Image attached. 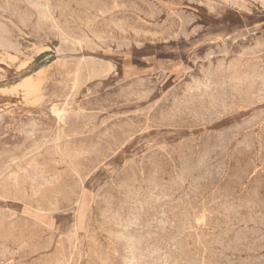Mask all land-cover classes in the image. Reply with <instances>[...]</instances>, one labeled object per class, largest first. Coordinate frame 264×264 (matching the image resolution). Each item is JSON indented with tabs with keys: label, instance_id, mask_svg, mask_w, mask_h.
Listing matches in <instances>:
<instances>
[{
	"label": "rangeland",
	"instance_id": "obj_1",
	"mask_svg": "<svg viewBox=\"0 0 264 264\" xmlns=\"http://www.w3.org/2000/svg\"><path fill=\"white\" fill-rule=\"evenodd\" d=\"M29 1L31 4L28 3ZM29 1L28 0H17V1L16 0H0V7H1L0 8V12H1V14H0L1 24L0 25L2 26V27L0 26V28H1L0 35H2L4 32V34H3L4 38H3V35L0 36V45H2V46L4 45L3 48L6 47L5 49H3L0 46L1 49H3V50L0 49V57H1L0 61L2 62V63L0 62V117H1V120H0V177H1L0 178V183H1V185H0V190H1L0 191V198H1V200H0V258H2V259H0V264H8V263L9 264H42V263L43 264H49V263H51V264H63V263L64 264H102V262H103V264H106V263L107 264H126V263L130 262V258H128V257H131L132 253L134 254L135 251H136V254H134V255L136 258H137V256L139 257V258H137L139 261L136 259V261H134V264L135 263L136 264H144V263L146 264L147 261L149 264L150 263L151 264H153V263L159 264L160 262L162 264H166V263L167 264H176V263L180 264V262H181V264H194V263L195 264H206V263L207 264H209V263L210 264H214V263L215 264H232V263L233 264L234 263L235 264L236 263L237 264H240V263L241 264H244V263L245 264H253V263L254 264H264V246H263L264 245L263 244L264 243V234H263L264 233V231H263L264 230V214H263L264 213V191H263L264 190V178H261V177H264V145H263L264 144V133L262 135V132H264L263 131L264 130V115H263L264 114V98H263L264 97V86H263L264 85V82H263L264 78H262V77H264V9H263L264 8V0L263 1L259 0V2H257L258 0H229V1L225 0L226 3L224 0H142V1L141 0H117V1L116 0H100V1L99 0H75V1L71 0L70 2H69V0H63V1L62 0H38L37 1L38 3H36V0H32V1L29 0ZM129 1H131V4H129L130 3ZM148 1L150 3L153 2V3H151L152 5L151 4L149 5ZM234 1L235 2L237 1V2L235 3ZM17 2H19V3L17 4ZM33 2H34L37 9L34 6H31L33 4ZM60 2H62V3H60ZM65 2H66V4H68V6L65 5ZM67 2H69V3H67ZM127 2H129V3H127ZM133 3H134V6H133ZM23 4H24V6H23ZM37 4L41 8H43L44 10L40 9V7H38ZM60 4L62 5V7L60 6ZM105 4L107 6H105ZM110 4H111V6H109ZM230 4L233 6H231ZM240 4H241V6H240ZM53 5H55V6H53ZM139 5H140V8H139ZM99 6H101V7H99ZM207 6H209V8ZM7 7L9 10L7 9ZM32 7L35 9H33ZM49 7H51V8H49ZM53 7L54 8L61 7V8L60 9L59 8L54 9ZM93 7H94V9H93ZM95 7H97V8H95ZM67 8H69V11L67 10ZM149 8H152V9H149ZM46 9H47V12H46ZM113 9H115V11ZM116 9H118V11H116ZM123 9H124V11H123ZM209 9H210V11H209ZM213 9H215V11ZM259 9H261V10H259ZM62 10H63V12H62ZM88 10H89V12H88ZM212 10H213V12H212ZM40 11H41V14H39ZM112 11H114V12H112ZM6 12H7V14H5ZM110 12H111V14L109 15L108 13H110ZM150 12H151V14H153L155 12L154 15L155 14H157V15L152 16L150 14ZM161 12H163V13H161ZM45 13H46V15H45ZM63 13L65 15L61 16V14H63ZM77 13H78V15H77ZM177 13L178 14L180 13L181 16L176 15ZM15 14H16V16H15ZM75 14H76V16H75ZM84 14H87V15H84ZM79 15H80V18H79ZM82 15H84L86 17H84ZM168 15H169V17L167 20ZM2 16L4 17L5 20L3 19ZM37 16L38 17L42 16V17H40V20H39V19H37L38 18ZM87 16L89 17V20H88ZM124 16L128 17V18H125ZM156 16H157V18H156ZM158 16H160V17H158ZM170 16H171V18H170ZM192 16L194 17V19ZM44 17H47V18L49 17L50 19L48 20L47 18H44ZM66 17L68 19H65ZM110 17H112V18H110ZM17 18H19V20L21 22L24 20V22L19 23L20 21L17 20ZM31 18H33V19H31ZM21 19H23V20H21ZM98 19H100V20L98 21ZM111 19H114V20L116 19V20L114 21ZM2 20H4V21H2ZM43 20H45L46 23L49 21V23L42 24V23H45ZM66 20L68 22H66ZM121 20H123V21L121 22ZM187 20H189V22H186ZM9 21H10V23L12 22L11 23L12 25L9 23ZM17 22L21 26L18 25ZM94 22H96V23H94ZM100 22H102V23L100 24ZM23 23H24L25 27H24ZM118 23L120 24V26ZM49 24H51V25H49ZM113 24H115V25H113ZM187 24H189V25H187ZM5 25L7 28L4 27ZM85 25H86V27H85ZM91 25H93V26L91 27ZM15 26L18 28H16ZM78 26L80 29L78 28ZM133 26H134V28L136 27V29L131 28ZM160 26L161 27L163 26V28H160ZM199 26H201V27H199ZM3 27L5 29H7L8 31L5 30ZM12 27H13V29L14 28L15 29L14 30L11 29ZM52 27H54V28L56 27V29L57 28L58 29L56 30L53 28V30H52ZM107 27L109 28L108 30H107ZM68 28H70L71 30ZM198 28H200V29H198ZM18 29H20V30H18ZM86 29H87V31H86ZM133 29L135 31H133ZM51 30H52V32H51ZM14 31L15 32L17 31V32L15 33ZM42 31H43V33H42ZM115 31H116V33H115ZM121 31L124 34L121 33ZM130 31L133 33H131ZM136 31L139 33H137ZM20 32L23 35H20ZM71 32L72 33L74 32V33L71 34ZM161 32H163V33H161ZM5 33H6V35H5ZM28 33H30V35L32 34L31 36L33 38L30 35H28ZM89 33H91L92 35ZM60 34H62V35H60ZM75 34H77V37ZM78 35H80V36H78ZM134 35H136V37ZM143 35H144V37H143ZM8 36L11 38H9ZM28 36H30V37H28ZM94 36H96V37L94 38ZM13 37H14V39H13ZM63 37H65L66 40ZM98 37L99 38L101 37V38L99 39ZM151 37H152V39H151ZM227 37L229 39H227ZM243 38H244V40H243ZM42 39H43V41H42ZM96 39H97V41L98 40L99 41L97 42ZM3 40H6V41H3ZM12 40H13V44H12ZM63 40H65V42ZM67 40H68V42H67ZM166 40H168V41L166 42ZM257 40H259V41H257ZM9 42H11V43H9ZM17 42H19V43L17 44ZM71 42L75 45H73ZM102 42H104V43H102ZM116 42H117V44H116ZM88 43L90 44V46H88ZM233 43H235V44H233ZM11 44L14 46H11ZM95 44L98 45V47ZM120 44H122V47ZM204 44H206V45H204ZM258 44H260V46ZM7 45L10 46L11 48L7 47ZM117 45H120V46L116 47ZM128 45L130 47H128ZM222 45H223V47H222ZM255 45L258 47L257 51L255 50V49H257V47ZM41 46H42V49H40ZM78 46H79V48H78ZM239 46H241V47H239ZM14 47H15L16 51L20 49L19 52L17 51L18 53H16V51L14 50ZM20 47H22V48H20ZM70 47H73V48H70ZM120 47H121V49H120ZM247 47L248 48L250 47V48L248 50H246ZM8 48H10V50ZM251 48H252V50H251ZM221 49H223V50H221ZM227 49H229V50H227ZM241 49H243V50H241ZM244 49H245V51H244ZM5 50H6V52H5ZM36 50H38L39 52ZM58 50H61V51L58 52ZM212 51H214V53ZM36 52H37V54H36ZM258 52L260 53V56H259ZM208 53H210V54H208ZM248 54H249V56L247 58L246 56ZM7 55L9 56V58L12 57V59L10 60ZM238 55L239 56L241 55L240 58L242 57L240 60H239ZM251 55H252V57H251ZM204 56L205 57L208 56V57L205 58ZM211 56H212V58L210 61L209 57H211ZM254 56L256 58H254ZM30 57L31 58L33 57L34 60L31 59ZM133 57H135V58H133ZM87 58H89V60H91L92 63L91 62L88 63L89 60ZM223 58H224V60H222ZM8 59H9V61H8ZM14 59H16L17 62H15ZM71 59L72 60L75 59V60L72 62ZM84 59L85 60L87 59L88 61L87 60L85 61ZM59 60H61V61H59ZM67 60L70 62L68 63ZM198 60H202V61H198ZM218 60H222V61L218 62ZM234 60H235V63H234ZM57 61H59V62H57ZM65 61L67 62V64L65 63ZM84 61L86 64L84 63ZM224 61H225V63H224ZM230 61H231V63L234 64L233 67L230 66V65H232L230 63ZM12 62H14V63H12ZM27 62H29V63H27ZM93 62H95V63H93ZM216 62H218V63H216ZM105 63L107 65L111 64L108 67H110L109 69H111V68L112 69L109 70L108 68H106L107 65H105ZM81 64H82V66H81ZM90 64H91V66H90ZM94 64L96 66H94ZM98 64H100V65H98ZM260 64H262V65H260ZM21 66L23 67V69H21ZM87 66H89V67H87ZM211 66H212V68H211ZM217 66H218V68H217ZM100 67L103 69H101ZM226 67H227V69H226ZM234 67H238V68L240 67V68L239 69L235 68L237 70L234 71V69H233ZM93 68H96L95 71ZM204 68H206V69H204ZM209 68H211L212 71ZM18 69L20 71H18ZM225 69H226V71H224ZM231 69H233V70H231ZM99 70H101L103 73H101V71H99ZM204 70H206V71H204ZM214 70L217 72V75H219V76H214V75H216V72ZM227 70L229 72H227ZM252 70L253 71L255 70L254 71L255 73ZM202 71H203V73L204 72L205 73L203 74ZM238 71H239V74L236 75V73H238ZM92 72H94V73H92ZM107 72L110 74H108ZM219 72L221 73V75L219 74ZM222 72L224 73V75ZM225 72H226V75H225ZM246 72H248V73H246ZM78 73H80V75ZM81 73H83V74L81 75ZM105 73L107 74V76ZM208 73H210V74L208 75ZM228 73L232 74V75L229 76ZM242 73L245 74L247 77L244 75L245 76V78H244ZM260 73H261V76H260ZM249 74H251V75H249ZM114 75H116V77ZM213 76L215 77V79ZM188 77H190V78H188ZM232 77H234V78H232ZM241 77H243V78L241 79ZM27 78H30V80L34 83V85L37 86V87L35 86L34 90L29 91L25 87L22 88L24 86L22 84H24V81ZM91 78L94 80H92ZM246 78H248V79L246 80ZM51 79H52V81H51ZM240 79L243 81H240ZM258 79L260 81H258ZM201 80H203V81H201ZM215 80L217 83L215 82ZM221 80H222V82H221ZM227 80H228V82H227ZM138 81H140V82H138ZM195 81H198L199 83L198 82H197L198 84L194 83ZM134 82H136V83H134ZM143 82H144V85H142ZM35 83H37V84H35ZM192 83L196 84V85H192ZM209 83H210V85H209ZM245 83H247V84H245ZM203 84H205V85H203ZM258 84L259 85L261 84V86H258ZM21 85H22V87H21ZM38 85H41V86H38ZM93 85H95V86H93ZM50 86H51V88H50ZM133 86H134V88H133ZM14 87H16V88H14ZM18 87H20V88H18ZM138 87H140V88H138ZM170 87H171V89H170ZM36 88H38L37 89L38 92H37ZM129 88L131 89V91ZM190 88H192L191 91L189 90ZM212 88H213V90H211ZM15 89H16V91H15ZM40 89H41V91H40ZM78 89H79V91H78ZM120 89L122 90V92ZM198 89H200V90H198ZM249 89H250V91H249ZM13 90H14V92H12ZM182 90H184V91H182ZM214 90H216V91L214 92ZM26 91H27V93H26ZM33 91H34V93H33ZM39 91L42 94H40ZM102 91H104L105 93ZM188 91H190V92L188 93ZM218 91H219V93H218ZM15 92H17V93H15ZM141 92H144V94H142ZM146 92H148V93H146ZM207 92L209 93L210 96L209 95L207 96V94H208ZM220 92L222 93V95ZM245 92H246V94H245ZM254 92L256 93V95ZM195 93H197L199 97L196 96L197 94H195ZM203 93H206V94H203ZM210 93H212V94H210ZM215 93H216V95H214ZM34 94H35V96L37 95L36 98H35ZM86 94H87V96H86ZM90 94H91V96H88ZM225 94H226V96H225ZM261 94H263V96ZM24 95H26V96H24ZM132 95H133V97H132ZM139 95H140V98L143 96L144 97L142 99H140L138 97ZM202 95H204V96H202ZM31 96H33V97H31ZM40 96H41V98H40ZM211 96L212 97L214 96V98H212ZM222 96H223V98H222ZM237 96H239L240 98H238ZM26 97H28V98H26ZM204 97H206V98H204ZM252 97L257 99L258 101ZM38 98H40L41 100H39ZM207 98L208 99L210 98L209 100L212 101L213 105ZM215 98H217V99H215ZM32 99L33 100L35 99V101H33ZM72 99H74V100H72ZM117 99H120V100H117ZM135 99H137V101H135ZM146 99H148V100L146 101ZM261 99H262V102L260 101ZM203 100H204V102H203ZM251 100H252V102H251ZM157 101H159V102H157ZM222 101H223V103H222ZM247 101L248 102L250 101V102L248 103ZM32 102H34V105ZM98 102H100V104ZM154 102H155V104H154ZM172 102H174V103H172ZM233 102H234V105H237V107L232 105ZM238 102H242V103H240V105H239ZM39 103H40V105H39ZM60 103H61V105H60ZM123 103L126 106L122 105ZM147 103H148V105H147ZM152 103L154 106L152 105ZM253 103L255 104V107H254ZM87 104L89 105V107ZM129 104H131V105L129 106ZM174 104H176V105H174ZM209 104L211 106H208ZM250 104H253V107H251L252 106L251 105L249 108L248 105H250ZM256 104H257V106H256ZM107 105H109V106H107ZM111 105L113 108L111 107ZM136 105H138V106H136ZM180 105H182V106H180ZM187 105L190 106L191 108L192 107L193 108L190 109V107H188ZM78 106H80V107H78ZM81 106H83V107H81ZM220 106L224 110V112H223V110H221ZM239 106H242V107H239ZM230 107H232V108H230ZM244 107H245V109H243ZM40 108H41V110H40ZM64 108L65 109L67 108V109L65 110ZM101 108H102V110H101ZM105 108L106 109L108 108L107 109L108 111ZM237 108H242V109H237ZM133 109L136 111H134ZM161 109H164V110H161ZM196 109H198L197 110L198 112H196ZM1 110H2V112H1ZM69 110H71V111H69ZM146 110H147V112H146ZM150 110H152V111L150 112ZM168 110H170V111H168ZM171 110H172V112H171ZM226 110H227V113H226ZM239 110H241V111H239ZM17 111H19V112H17ZM83 111H84V113H83ZM160 111H161V113H164V115L167 113L166 114L167 116L166 115L163 116V114H160ZM189 111H191V112L189 113ZM213 111L216 114H214ZM219 111L222 113H218ZM107 112H108V114H107ZM124 112H126V113H124ZM258 112H260L261 114ZM228 113H229V115H228ZM152 114L157 116V118H155V116ZM117 116H119V117H117ZM151 116L153 117V119ZM223 116H225V117H223ZM257 116H258V118H257ZM146 117H149V118H146ZM27 118H28V120H27ZM112 118H114L115 120L114 119L112 120ZM148 119H149V121H148ZM36 120H37V122H36ZM144 120H145V122H144ZM260 120H263V121H260ZM87 121H89V122H87ZM91 121H92V123H91ZM152 121H153V124H152ZM240 121L242 122V124ZM86 122L88 123V125L90 124L89 125V126H91L90 128ZM13 123H15V124H13ZM40 123H42V124H40ZM117 123H118V125H117ZM23 124H25V125H23ZM47 124H48V126H46ZM175 124H178V126H176ZM190 124L193 125L192 126V129L194 128L193 130L191 129ZM95 125L97 127H95ZM119 125H121L122 127ZM156 125H158V126H156ZM172 125H174V126H172ZM252 125L255 126V127H253L254 129L252 128ZM55 126H57V127L55 128ZM137 126L139 127V129H137L138 128ZM170 126H172V127H170ZM198 126H200V127H198ZM58 127H59V129H58ZM150 127H154L155 130L154 129L152 130V128H150ZM125 128H127V129H125ZM195 128H196V130H195ZM255 128H257V129H255ZM17 129H18V132H16ZM61 129H63V130H61ZM43 130H45V131H43ZM52 130H53V132H52ZM124 130H126V131H124ZM148 130H149V132H148ZM26 131L28 133H26ZM35 131H37V132H35ZM210 131H214V134H213V132H210ZM20 132H22V133H20ZM43 132H44V134H43ZM62 132H64V135ZM78 132H79V134H78ZM144 132H145V134H144ZM256 132H257V134H256ZM65 133H66V135H65ZM140 133H142V134H140ZM176 133H178V134H176ZM18 134H20V135H18ZM215 134L216 135L218 134V135L216 136ZM61 135H63V136H61ZM68 135L71 137H69ZM83 135H85V136H83ZM87 135H89V136H87ZM202 136L204 137V139L202 138ZM254 136H255V139H254ZM30 137L31 138L33 137L34 139L33 138L31 139ZM125 137H126V139H125ZM132 137H134V138H132ZM28 138L31 140L29 141ZM190 138H191V141H190ZM226 138H228V139H226ZM102 140L105 141V144H104V142L103 143L101 142ZM121 140H122V142H120ZM126 140H127V142H126ZM183 140L186 142H184ZM199 140H200V142H199ZM226 140H228V141H226ZM55 141H57V142H55ZM124 141H125V143H124ZM83 142H85L86 144ZM118 142H120V143H118ZM46 143H47V145H45ZM106 143H107V145H106ZM190 143H192V144H190ZM65 144H66V146H65ZM88 144H90V145H88ZM113 144H115V145H113ZM4 145L7 146V148H9V149L5 148ZM59 145H61V146H59ZM93 145H96V146H93ZM190 145H192V147ZM52 146H54L53 147L54 149L51 148ZM106 146L108 149L105 148ZM182 146L185 148V151H184V148ZM186 146H188V147H186ZM195 146H196V148H195ZM60 147H61V150H60ZM189 147H190V149H189ZM48 148H50V149H48ZM78 148H79V150H78ZM95 148H97V149L94 150ZM178 148H182V149H178ZM13 149H16V151ZM44 149L47 152H45ZM69 149H70V151H68ZM80 149L84 155L82 153H79ZM28 150H29V152H28ZM63 150H64V152H63ZM90 150H91V153H90ZM30 151L31 152L34 151V152L31 154ZM116 151H117V153H116ZM244 151H246V152H244ZM12 152H13V154H12ZM69 152H70V154H66ZM88 152H89V156L87 155ZM94 152H95V154H94ZM144 152L145 153L147 152V153L144 155ZM181 152H182V154H181ZM261 152H263V153H261ZM2 153L8 157L4 156ZM10 153L12 154L11 156H10ZM26 153H29V154L27 155ZM183 153H185V154H183ZM78 154L80 156L82 155L84 157L80 158V156H78ZM170 154H172V155L170 156ZM175 154H176V156H175ZM29 155H31V156H29ZM37 155L39 157L43 156V158L42 159L39 158V160H38ZM66 155H68V156H66ZM69 155H70V157H69ZM22 156H24V157H22ZM34 156H35V158H34ZM76 156H78V159L76 158L77 161L75 160ZM197 156H200V157L197 158ZM103 157L105 159H103ZM241 157H243V158H241ZM4 158H6V159H4ZM27 158H29V159H27ZM109 158H111V159H109ZM173 158H174V160H173ZM179 158H181V161ZM35 159L38 160V161L36 160L37 162H41V163H38V165H37V163H35ZM58 159H60L61 161ZM71 159H74L73 160L74 162ZM243 159H244V161H243ZM15 160H17L18 162ZM29 160H30V162L28 164L27 161H29ZM32 160L34 163L32 162ZM46 160H48V165H46L47 164ZM49 160H52V161H49ZM78 160L80 162H78ZM86 160H88V161H86ZM131 160H133V161H131ZM149 160H151V161L149 162ZM24 161L28 165L26 163L24 164ZM53 161H56V162H54L56 165L53 163ZM160 161L162 162V164ZM12 162L13 163L15 162V163L12 164ZM42 162H46V164L42 163ZM58 162L60 163L59 165L57 164ZM81 162H83V163H81ZM17 163H18L20 169H19ZM22 163H23V165H21ZM51 163H53V164H51ZM150 163H152L154 165V167ZM155 163L157 166L155 165ZM164 163H166V164H164ZM256 163H258V165ZM31 164H32V166H31ZM76 164L77 165L79 164V165L76 166ZM170 164H171V166H169ZM172 164L173 165L175 164V165L173 166ZM11 165H12V168H11ZM60 165H62V166L59 167ZM158 165H159V167H158ZM5 166H6V168L4 170L3 168ZM30 166H31V170H30ZM38 166H39V168H37ZM166 166L168 169L165 168ZM231 166H233V167H231ZM17 167L19 170L17 169ZM129 167L131 168V170ZM132 167H134V169ZM28 168H29V170H28ZM41 168H42V170H41ZM50 168H52V169H50ZM154 168L156 171L157 170L158 171L155 172ZM179 168H180V170H179ZM11 169H13V170H11ZM48 169L51 172H49ZM16 170L18 172L21 170V172L18 173ZM22 170H23V172H22ZM33 170H35V171H33ZM45 170L47 172H45ZM62 170H63V172H62ZM148 170H150V171H148ZM160 170H163V171H160ZM2 171L4 173L5 172L6 173L4 174ZM85 171H87V172H85ZM152 171H154L155 173ZM172 171H174V172H172ZM178 171H180L181 173H179ZM165 172H167V174ZM9 173L11 175L14 173L13 174L14 177H15V175H17L14 178L15 181ZM27 173H29L30 175ZM49 173H51V174H49ZM150 173H152V174H150ZM156 173H158V174H156ZM260 173H262V174H260ZM7 174H9V175H7ZM33 174H36V176H34ZM163 174H164V176H163ZM6 175L8 176V181H10V182L6 181V179H7ZM25 175H27V176H25ZM55 175L58 177L57 179H54L56 177ZM131 175L134 178H132ZM151 175H153V176H151ZM260 175H261V177H260ZM9 176L11 178H9ZM48 176H51V177L49 178ZM237 176H238V178H237ZM241 176H243V177H241ZM258 176H259V178H258ZM25 177H28V178H25ZM42 177H44V178L42 179ZM60 177H62V180L60 179ZM130 177H131V180H130ZM191 177H192V180H191ZM65 178L67 180H65ZM142 178L144 181L142 180ZM161 178H163V179H161ZM182 178H183V180H182ZM242 178L243 179L245 178V179L243 180ZM9 179H11V180H9ZM21 179H23L24 182ZM50 179H52V180H50ZM68 179H69V181H68ZM149 179H150V181H149ZM216 179H218V180H216ZM260 179H261V181H259ZM19 180L21 182L18 185ZM30 180L31 181L33 180V181L30 182ZM43 180L46 182H43ZM54 180H56L57 182H55ZM120 180H122L123 182ZM170 180H172V181H170ZM238 180H240V181H238ZM51 181H54V183ZM77 181H78V183H77ZM134 181H136V183ZM168 181H170V185H169ZM228 181H229V183H228ZM243 181H244V183H243ZM2 182L5 183V185H2L3 184ZM15 182H16V184H15L16 186L13 185ZM48 182H50V183H48ZM143 182L145 183V185ZM37 183H38V185H37ZM46 183H48L50 185H48ZM61 183H63V184H61ZM174 183H176V184H174ZM21 184H22V186H21ZM39 184H40V186H39ZM160 184H162L163 186H161ZM41 185H44L43 188L45 187L44 189H46V190H44V192H45L44 194H43V188H41L42 187ZM58 185H61V186H59L61 189L56 187ZM63 185H65V186H63ZM158 185H159V187H157ZM4 186H5L4 189H6L9 193L5 192L6 190L4 191V189H3ZM9 186H11V187L9 188ZM36 186H38V188H36ZM213 186H214V188H213ZM242 186H244V187H242ZM63 187H65V188H63ZM67 187L69 189H66ZM127 187H129V188L131 187V190ZM182 187H183V189H182ZM200 187H202L203 191ZM217 187H218V189H217ZM19 188H20V190H19ZM139 188H140V190H139ZM219 188H221V189H219ZM35 189H36V192L34 191ZM38 189L41 192H39ZM112 189H114V190H112ZM159 189H160V191H159ZM166 189H168V190H166ZM244 189H245V191H244ZM21 190H24V192ZM31 190H33V192ZM65 190L66 191L68 190L67 192L69 194ZM161 190H163V191H161ZM182 190H184L186 192V194ZM75 191L77 192V194ZM129 191L130 192L133 191V192L130 193ZM193 191H196V192H193ZM3 192H5V193H3ZM18 192L19 193L21 192V195ZM138 192H140V193H138ZM192 192L194 194H191ZM210 192H211V194H209ZM10 193H12V195ZM33 193L34 194L37 193V194L34 195V197L32 198L31 196H33L32 195ZM39 193H40V195L42 194L41 195L42 197L39 196ZM205 193H206V195H205ZM241 193H243V194H241ZM2 194L5 196H3ZM13 194H15V195H13ZM108 194H109V196H108ZM121 194H123V196H121ZM129 194H131V195H129ZM138 194H140V195H138ZM16 195L17 196L20 195L21 196L20 199ZM43 195H45V196H43ZM95 195H97V196H95ZM157 195H159L160 197ZM183 195H185V196H183ZM216 195H218V197ZM74 196H76V198ZM146 196H148V197H146ZM161 196H163V197H161ZM172 196L174 198H171ZM192 196H194V197H192ZM8 197L10 199H8ZM107 197H108V202H107V200H105V199H107ZM136 197L138 198V201H137V199H135ZM153 197H156V199ZM203 197H204V199H202ZM15 198H16V200H15ZM45 198H47V199H45ZM70 198H71V201H69ZM32 199H34V201ZM143 199H146V200H144V202H143ZM148 199H149V201H148ZM172 199L173 200L176 199L175 201H177V199H178V201L175 202ZM185 199H188V200H185ZM212 199H213V201H212ZM17 200H19V201H17ZM52 200H54V201H52ZM140 200L144 204L142 202H140ZM229 200H230V202H229ZM48 201L50 203H48ZM161 201L163 202V204L161 203ZM196 201L197 202L199 201V202L196 203ZM129 202H130V205H129ZM135 202H136V205H135ZM151 202H153V203H151ZM167 202H168V204H167ZM180 202H184L185 204L180 203ZM154 203H155V205H154ZM161 204H162V206H161ZM166 204L168 206H166ZM174 204H175V206H174ZM143 205L145 206V208H143L144 207ZM157 205H159L161 208L159 206L157 207ZM181 205H183V206H181ZM196 205L198 207H196ZM54 206H55V208H54ZM130 206H132L133 208ZM137 206H138V208H136ZM155 206L158 209L157 211H156ZM164 207H165V209H164ZM109 208L111 211L108 210ZM126 208L127 209L129 208L128 209L129 211ZM166 208H168L169 210H167ZM177 208H179V209H177ZM185 208H186V210H185ZM187 208H188V210H187ZM112 209L113 210L115 209L114 211H116V213L113 212ZM214 209H216V210H214ZM106 210L110 214L105 213ZM10 211H12V212H10ZM135 211H137V212H135ZM205 211H206V213H205ZM118 212H120V213L118 214ZM241 212H242V214H241ZM129 213H131V215ZM106 214H108V215L106 216ZM112 214H114V215H112ZM179 214H180V216H178ZM243 214H244V216H243ZM5 215H7V216H5ZM119 215L122 217H119ZM148 215H150V216H148ZM169 215H170V217H169ZM205 215H207V216L210 215V217H207ZM125 216H127L128 218H125ZM177 216L180 218V220H179V218H177ZM240 216H241V218H240ZM254 216H256L255 220L253 219ZM112 217L114 220L111 219ZM123 217H124V219H123ZM134 217H138V218H134ZM149 217H151L152 219L151 218L149 219ZM168 217L170 220L168 219ZM187 217H190V218H187ZM107 218H109L110 220H108ZM115 218H119V220L115 219ZM174 219H175V221H174ZM120 220H121V222H120ZM124 221H125V223H124ZM162 221H163V223H162ZM189 221H191V222H189ZM115 222L118 223L119 225L117 224L115 226L113 224ZM174 222L177 225H175ZM226 222L228 223V225ZM40 223H41V225H40ZM104 223H106L105 226H104ZM108 223L110 226L108 225ZM121 223H123L124 225H121ZM198 223L199 224L201 223L202 226H201V224L199 225ZM215 223H216V225H215ZM229 223L232 225H230ZM236 223H238V224H236ZM138 224H140V225H138ZM182 224H183V226H182ZM251 224H253V225H251ZM32 225H33V227H32ZM143 225H145L146 227L144 226V228H143ZM89 226H90V228H89ZM256 226H259V227L255 228ZM261 226H262V228H261ZM58 227H59V229H58ZM124 227H126V228H124ZM128 227H130V228L128 229ZM132 227H134V228H132ZM149 227H151V228H149ZM212 227H214V228H212ZM225 227H226V229H225ZM48 228H49V230H48ZM136 228H138V229H136ZM141 228H143V229L140 230ZM169 228L173 229V230L171 231ZM57 229H58V232L56 231ZM120 229H122V230H120ZM222 229H223L224 233H223ZM102 230H104V232ZM147 230H149V231H147ZM182 230H184V231H182ZM191 230H193L194 233ZM197 230H199V231H197ZM257 230H259V231H257ZM35 231H36V233H35ZM145 231H147V232L145 233ZM169 231H170V233H169ZM208 231H209V233H208ZM243 231H245V232L243 233ZM140 232H143V233H140ZM150 232H152V233H150ZM182 232H183V234H182ZM254 232H255V234H254ZM111 233L115 234V235H112ZM144 233H145V235H144ZM2 234H4V235H2ZM50 234H51V236H50ZM132 234L135 236H133ZM163 234H164V236H162ZM169 234H170V236H168ZM177 234H179V235L177 236ZM186 234H189V235L191 234V235L190 236L187 235V236H189V237H187ZM210 234L212 237H214V239L210 238L211 237ZM219 234L221 236L222 235H224V236L221 237ZM59 235H61V236H59ZM117 235H118V237H116ZM120 235L121 236L124 235V236H122V238H121V237H119ZM125 235H127V236H125ZM202 235L203 236L205 235L204 238L207 237L206 239L208 241L206 239H204ZM4 236L7 239L3 238ZM90 236H91V238H89ZM147 236H148V238H147ZM171 236H173V237H171ZM239 236L241 239L239 238ZM33 237H34V239H33ZM176 237H178V238H176ZM227 237H230V238H227ZM94 238L96 241L94 240ZM115 238H118V239L124 238V239L118 240ZM132 238H133V241H132ZM149 238L152 242H150V240H148ZM160 238H161V240H159ZM217 238H219V240ZM49 239H50V241H49ZM163 239L164 240L167 239V240L164 241ZM184 239H185V241H184ZM189 239H191V240H189ZM198 239H201L200 242L198 241ZM211 239L214 240V243L212 242V244H211V241H212ZM251 239H253V240H251ZM17 240H19V241H17ZM62 240L65 241V242H63L64 244H62ZM128 240H129V242H128ZM248 240H249V242H248ZM124 241H125V243H124ZM131 241H132V243H131ZM138 241L141 242L142 245ZM186 241L189 245L186 243ZM189 241H192V242H189ZM195 241H197V242H195ZM221 241L225 245H223ZM242 241H244V244L248 245V246H243L244 244L242 243ZM19 242H20V244H19ZM66 242L67 243L69 242V244H67ZM147 242L149 243V245ZM238 242L240 243L241 248L237 247V246H239ZM255 242H257V243H255ZM192 243H193V245L190 246ZM197 243L201 244V246H198ZM234 243H235V246H234ZM24 244H26V245H24ZM65 244L67 245L68 251L66 250ZM134 244H137V246L139 245V247H136ZM143 244H145V245H143ZM22 245H23V247H22ZM125 245L127 246V249L125 248L126 247ZM159 245L164 250H162L160 247L158 248ZM184 245H185V247H184ZM261 245H262V247H261ZM96 246L98 247V249ZM140 246H141V248H140ZM144 246L146 249L143 248ZM186 246H187V248H186ZM206 246H208V247H206ZM209 246H211V247H209ZM214 246H216V247H214ZM55 247H56V250H55ZM109 247H110V249H109ZM132 247H133V249H132ZM163 247H165L166 250ZM60 248H61V250H60ZM123 248L128 253L124 252ZM194 248L196 250H194ZM209 248H211V249H209ZM230 248L232 249V251H230ZM233 248H235V249H233ZM49 249H51V250H49ZM142 249H143V251H142ZM225 249H227V250H225ZM237 249L240 252H243V255ZM254 249L256 252L254 251ZM62 250H63V252H62ZM131 250H132V253H131ZM153 250H155V251H153ZM158 250H159V252H157ZM15 251H16V253H15ZM93 251H95V253ZM214 251L216 253V256L214 254ZM227 251L230 253H228ZM64 252H66V253H64ZM129 252H130L131 256L129 255ZM140 252H142L144 255H147V256L144 257V255ZM150 252L153 254L154 258L155 257H157V258L154 259L152 254H150ZM156 252L161 257L158 256V254ZM253 252H255V253H253ZM259 252H261V253H259ZM7 253H8V255H7ZM9 253H10V255H9ZM115 253L118 256H116ZM197 253L199 254L198 255L199 258L197 256H195V255H197ZM236 253H238V254H236ZM251 253H253L254 255ZM52 254H55V255L52 256ZM65 254H67V255H65ZM95 254H97L96 255L97 258L95 257ZM126 254H127V257L125 256ZM231 254H233V255L231 256ZM1 255H3V256H1ZM42 255H43V257H42ZM49 255H51V257ZM201 255L204 257L205 260L203 259V257ZM71 256H72V258H71ZM142 256H143V258H142ZM222 256H224L226 259ZM64 257H66V258H64ZM94 257H95V259H94ZM104 257H106V258L104 259ZM158 257L160 260L158 259ZM162 257L164 258V260ZM189 257H191V258L188 259ZM231 257H232V259H231ZM234 257L238 262L234 259ZM124 258H126V260H128L129 262L128 261L126 262V260H124ZM241 258L243 261L241 260ZM248 258H249V261H248ZM33 259H35V260H33ZM68 259H70V260H68ZM156 259L158 261H156ZM209 259H210V261H209ZM221 259H223V260H221ZM231 260H235V261L232 262ZM141 261L143 263H141ZM56 262H58V263H56Z\"/></svg>",
	"mask_w": 264,
	"mask_h": 264
},
{
	"label": "bare ground",
	"instance_id": "obj_2",
	"mask_svg": "<svg viewBox=\"0 0 264 264\" xmlns=\"http://www.w3.org/2000/svg\"><path fill=\"white\" fill-rule=\"evenodd\" d=\"M16 1H17V0H16ZM28 1H29V0H28ZM31 1H32V0H31ZM37 1H38V0H36V3H38ZM62 1H63V0H62ZM70 1H71V0H69V2H70ZM73 1H75V0H73ZM99 1H100V0H99ZM116 1H117V0H116ZM116 1H115V2H116ZM141 1H142V0H141ZM224 1H225V0H224ZM227 1H229V0H227ZM262 1H263V0H262ZM262 1H261V2H262ZM48 2H49V1H48ZM57 2H58V1H57ZM69 2H67V3H69ZM105 2H106V1H105ZM113 2H114V1H113ZM129 2H130V3H129ZM129 2H127V3L131 4V1H129ZM133 2H134V1H133ZM148 2H149V1H148ZM148 2H147V3H148ZM191 2H192V1H191ZM207 2H208V1H207ZM221 2H222V1H221ZM234 2H235V1H234ZM236 2H237V1H236ZM236 2H235V3H236ZM253 2H254V1H253ZM257 2H259V0H258ZM6 3H7V2H6ZM18 3H19V2H17V4H18ZM28 3H30V1H29ZM28 3H27V4H28ZM60 3H62V2H60ZM75 3H76V2H75ZM111 3H112V2H111ZM125 3H126V2H125ZM151 3H153V2H151ZM151 3L149 2L148 4L150 5ZM195 3H196V2H195ZM225 3H226V1H225ZM242 3H243V2H242ZM20 4H21V3H20ZM30 4H31V3H30ZM33 4H34V2H33ZM33 4H32L31 6H34V7L36 8L35 4H34V5H33ZM76 4H77V3H76ZM106 4H107V3H106ZM106 4H105V6H107ZM129 4H128V5H129ZM200 4H201V3H200ZM244 4H245V3H244ZM261 4H262V3H261ZM37 5H38V4H37ZM49 5H50V4H49ZM65 5L68 6V4H66V2H65ZM78 5H79V4H78ZM89 5H90V4H89ZM89 5H88V6H89ZM93 5H94V4H93ZM102 5H103V4H102ZM113 5H114V4H113ZM121 5H122V4H121ZM137 5H138V4H137ZM151 5H152V4H151ZM155 5H156V4H155ZM230 5H231V4H230ZM246 5H247V4H246ZM246 5H245V6H246ZM23 6H24V4H23ZM53 6H55V5H53ZM60 6L62 7L61 4H60ZM71 6H72V5H71ZM109 6H111V4H110ZM125 6H126V5H125ZM133 6H134V3H133ZM135 6H136V5H135ZM147 6H148V5H147ZM210 6H211V5H210ZM231 6H233V5H231ZM240 6H241V4H240ZM249 6H250V5H249ZM262 6H263V5H262ZM38 7H40V6L38 5ZM51 7H52V6H51ZM51 7H49V8H51ZM61 7H56V8H57V9H58V8L60 9ZM89 7H90V6H89ZM99 7H101V6H99ZM116 7H117V6H116ZM121 7H122V6H121ZM136 7H137V6H136ZM207 7L209 8V6H207ZM234 7H235V6H234ZM0 8H1V7H0ZM3 8H4V7H3ZM3 8H2V9H3ZM5 8H6V7H5ZM32 8H33V7H32ZM35 8H33V9H35ZM44 8H45V7H44ZM47 8H48V7H47ZM53 8H54V7H53ZM53 8H52V9H53ZM56 8H54V9H56ZM64 8H65V7H64ZM76 8H77V7H76ZM91 8H92V7H91ZM91 8H90V9H91ZM95 8H97V7H95ZM106 8H107V7H106ZM139 8H140V5H139ZM154 8H155V7H154ZM7 9H8V7H7ZM33 9H32V10H33ZM36 9H37V8H36ZM40 9H43V8L40 7ZM40 9H39V10H40ZM70 9H71V8H70ZM81 9H82V8H81ZM93 9H94V7H93ZM118 9H119V8H118ZM118 9H116V11H118ZM143 9H144V8H143ZM146 9H147V8H146ZM149 9H152V8H149ZM237 9H238V8H237ZM244 9H245V8H244ZM244 9H243V10H244ZM247 9H248V8H247ZM263 9H264V8H263ZM8 10H9V9H8ZM13 10H14V9H13ZM43 10H44V9H43ZM67 10L69 11V8H67ZM113 10L115 11V9H113ZM154 10H155V9H154ZM213 10L215 11V9H213ZM213 10H212V12H213ZM259 10H261V9H259ZM259 10H258V11H259ZM15 11H16V10H15ZM15 11H14V12H15ZM51 11H52V10H51ZM58 11H59V10H58ZM60 11H61V10H60ZM64 11H65V10H64ZM74 11H75V10H74ZM74 11H73V12H74ZM99 11H100V10H99ZM99 11H98V12H99ZM102 11H103V10H102ZM114 11H112V12H114ZM123 11H124V9H123ZM126 11H127V10H126ZM149 11H150V10H149ZM152 11H153V10H152ZM155 11H156V10H155ZM159 11H160V10H159ZM209 11H210V9H209ZM240 11H241V10H240ZM8 12H9V11H8ZM12 12H13V11H12ZM42 12H43V11H42ZM46 12H47V9H46ZM62 12H63V10H62ZM73 12H72V13H73ZM88 12H89V10H88ZM156 12H157V11H156ZM249 12H250V11H249ZM15 13H16V12H15ZM26 13H27V12H26ZM37 13H38V12H37ZM68 13H69V12H68ZM84 13H85V12H84ZM95 13H96V12H95ZM154 13H155V12H154ZM154 13L151 14V12H150V14H151L152 16L154 15ZM157 13H158V12H157ZM161 13H163V12H161ZM255 13H256V12H255ZM0 14H1V12H0ZM5 14H7V12H6ZM39 14H41V11H40ZM43 14H44V13H43ZM96 14H97V13H96ZM101 14H102V13H101ZM108 14L110 15L111 12L108 13ZM148 14H149V13H148ZM182 14H183V13H182ZM213 14H214V13H213ZM10 15H11V14H10ZM37 15H38V14H37ZM45 15H46V13H45ZM62 15L64 16L65 14L63 13V14H61V16H62ZM77 15H78V13H77ZM84 15H87V14H84ZM84 15H82V16H84ZM155 15H157V14H155ZM155 15H154V16H155ZM159 15H160V14H159ZM176 15H180V13H179V14L177 13ZM193 15H194V14H193ZM249 15H250V14H249ZM15 16H16V14H15ZM72 16H73V15H72ZM75 16H76V14H75ZM94 16H95V15H94ZM105 16H106V15H105ZM152 16H151V17H152ZM171 16H172V15H171ZM171 16H170V18H171ZM173 16H174V15H173ZM180 16H181V15H180ZM180 16H179V17H180ZM190 16H191V15H190ZM2 17H3V16H2ZM11 17H12V16H11ZM20 17H21V16H20ZM25 17H26V16H25ZM31 17H32V16H31ZM37 17H38V16H37ZM40 17H42V16H40ZM40 17H38L37 19L40 20ZM84 17H86V16H84ZM87 17H88V16H87ZM124 17H125V16H124ZM158 17H160V16H158ZM168 17H169V15L167 16V20H168ZM192 17H193V16H192ZM0 18H1V16H0ZM44 18H47V17H44ZM79 18H80V15H79ZM90 18H91V17H90ZM110 18H112V17H110ZM116 18H117V17H116ZM125 18H128V17H125ZM147 18H148V17H147ZM147 18H146V19H147ZM156 18H157V16H156ZM180 18H181V17H180ZM184 18H185V17H184ZM3 19H4V17H3ZM7 19H8V18H7ZM31 19H33V18H31ZM47 19L49 20L50 18L48 17ZM63 19H64V18H63ZM65 19H68V18L66 17ZM129 19H130V18H129ZM161 19H162V18H161ZM181 19H182V18H181ZM193 19H194V17H193ZM193 19H192V20H193ZM4 20H5V19H4ZM4 20H2V21H4ZM17 20H19V18H17ZM21 20H23V19H21ZM56 20H57V19H56ZM61 20H62V19H61ZM71 20H72V19H71ZM88 20H89V17H88ZM99 20H100V19H98V21H99ZM111 20H114V19H111ZM115 20H116V19H115ZM115 20H114V21H115ZM117 20H118V19H117ZM125 20H126V19H125ZM127 20H128V19H127ZM138 20H139V19H138ZM153 20H154V19H153ZM167 20H166V21H167ZM176 20H177V19H176ZM185 20H186V19H185ZM7 21H8V20H7ZM15 21H16V20H15ZM19 21H20V20H19ZM43 21L45 22V20H43ZM46 21H47V20H46ZM103 21H104V20H103ZM108 21H109V20H108ZM122 21H123V20H121V22H122ZM160 21H161V20H160ZM166 21H165V22H166ZM22 22H24V20H23ZM22 22L20 21L19 23H22ZM63 22H64V21H63ZM66 22H68V21L66 20ZM69 22H70V21H69ZM83 22H84V21H83ZM106 22H107V21H106ZM118 22H119V21H118ZM172 22H173V21H172ZM184 22H185V21H184ZM186 22H189V20H187ZM192 22H193V21H192ZM5 23H6V22H5ZM9 23H10V21H9ZM11 23H12V22H11ZM11 23H10V24H11ZM17 23H18V22H17ZM17 23H16V24H17ZM19 23H18V25H20ZM41 23H42V22H41ZM47 23H49V21H48ZM47 23L45 22V23H42V24H47ZM51 23H52V22H51ZM94 23H96V22H94ZM101 23H102V22H100V24H101ZM112 23H113V22H112ZM112 23H111V24H112ZM116 23H117V22H116ZM119 23H120V22H119ZM119 23H118V24H119ZM128 23H129V22H128ZM176 23H177V22H176ZM0 24H1V22H0ZM6 24H7V23H6ZM26 24H27V23H26ZM36 24H37V23H36ZM39 24H40V23H39ZM70 24H71V23H70ZM70 24H69V25H70ZM83 24H84V23H83ZM83 24H82V25H83ZM88 24H89V23H88ZM136 24H137V23H136ZM147 24H148V23H147ZM163 24H164V23H163ZM172 24H173V23H172ZM191 24H192V23H191ZM11 25H12V24H11ZM23 25H24V23H23ZM23 25H22V26H23ZM49 25H51V24H49ZM53 25H54V24H53ZM53 25H52V26H53ZM89 25H90V24H89ZM113 25H115V24H113ZM150 25H151V24H150ZM187 25H189V24H187ZM187 25H186V26H187ZM0 26H1V25H0ZM9 26H10V25H9ZM20 26H21V25H20ZM80 26H81V25H80ZM92 26H93V25H91V27H92ZM119 26H120V24H119ZM122 26H123V25H122ZM170 26H171V25H170ZM1 27H2V26H1ZM4 27H6V25H5ZM4 27H3V28H4ZM10 27H11V26H10ZM15 27H16V26H15ZM24 27H25V25H24ZM28 27H29V26H28ZM39 27H40V26H39ZM69 27H70V26H69ZM85 27H86V25H85ZM95 27H96V26H95ZM103 27H104V26H103ZM103 27H102V28H103ZM113 27H114V26H113ZM124 27H125V26H124ZM124 27H123V28H124ZM157 27H158V26H157ZM199 27H201V26H199ZM6 28H7V27H6ZM16 28H18V27H16ZM43 28H44V27H43ZM53 28H54V27H52V30H53ZM78 28H79V26H78ZM120 28H121V27H120ZM125 28H126V27H125ZM131 28H134V26L131 27ZM138 28H139V27H138ZM138 28H137V29H138ZM160 28H163V26H162V27L160 26ZM165 28H166V27H165ZM168 28H169V27H168ZM175 28H176V27H175ZM182 28H183V27H182ZM4 29H5V28H4ZM11 29H13V27H12ZM14 29H15V28H14ZM14 29H13V30H14ZM40 29H41V28H40ZM50 29H51V28H50ZM54 29H56V27H55ZM57 29H58V28H57ZM57 29H56V30H57ZM68 29H70V28H68ZM68 29H67V30H68ZM72 29H73V28H72ZM76 29H77V28H76ZM79 29H80V28H79ZM108 29H109V28L107 27V30H108ZM134 29H136V27H135ZM134 29H133V31H135ZM139 29H140V28H139ZM198 29H200V28H198ZM2 30H3V29H2ZM5 30H7V29H5ZM18 30H20V29H18ZM25 30H26V29H25ZM47 30H48V29H47ZM52 30H51V32H52ZM70 30H71V29H70ZM129 30H130V29H129ZM149 30H150V29H149ZM163 30H164V29H163ZM194 30H195V29H194ZM0 31H1V28H0ZM7 31H8V30H7ZM40 31H41V30H40ZM43 31H44V30H43ZM43 31H42V33H43ZM68 31H69V30H68ZM68 31H67V32H68ZM86 31H87V29H86ZM123 31H124V30H123ZM154 31H155V30H154ZM197 31H198V30H197ZM244 31H245V30H244ZM14 32H15V31H14ZM14 32H13V33H14ZM16 32H17V31H16ZM16 32H15V33H16ZM18 32H19V31H18ZM34 32H35V31H34ZM53 32H54V31H53ZM69 32H70V31H69ZM80 32H81V31H80ZM128 32H129V31H128ZM130 32H131V31H130ZM136 32H137V31H136ZM147 32H148V31H147ZM192 32H193V31H192ZM0 33H1V32H0ZM73 33H74V32H73ZM73 33L71 32V34H73ZM84 33H85V32H84ZM115 33H116V31H115ZM121 33H123V32L121 31ZM121 33H120V34H121ZM131 33H133V32H131ZM137 33H139V32H137ZM161 33H163V32H161ZM3 34H4V32H3ZM3 34H2V35H3ZM17 34H18V33H17ZM36 34H37V33H36ZM62 34H63V33H62ZM62 34H60V35H62ZM64 34H65V33H64ZM89 34H91V33H89ZM123 34H124V33H123ZM142 34H143V33H142ZM239 34H240V33H239ZM2 35H0V36H2ZM5 35H6V33H5ZM11 35H12V34H11ZM11 35H10V36H11ZM15 35H16V34H15ZM20 35H23V34H21V32H20ZM28 35H30V33H28ZM31 35H32V34H31ZM31 35H30V36H31ZM45 35H46V34H45ZM45 35H44V36H45ZM60 35H59V36H60ZM75 35H76V37H77V34H75ZM85 35H86V34H85ZM91 35H92V34H91ZM91 35H90V36H91ZM109 35H110V34H109ZM111 35H112V34H111ZM149 35H150V34H149ZM155 35H156V34H155ZM237 35H238V34H237ZM253 35H254V34H253ZM262 35H263V34H262ZM17 36H18V35H17ZM25 36H26V35H25ZM30 36H28V37H30ZM78 36H80V35H78ZM97 36H98V35H97ZM134 36L136 37V35H134ZM160 36H161V35H160ZM182 36H183V35H182ZM8 37H9V36H8ZM11 37H12V36H11ZM11 37H9V38H11ZM14 37H15V36H14ZM14 37H13V39H14ZM18 37H19V36H18ZM31 37H32V36H31ZM56 37H57V36H56ZM83 37H84V36H83ZM86 37H87V36H86ZM95 37H96V36H94V38H95ZM143 37H144V35H143ZM206 37H207V36H206ZM218 37H219V36H218ZM3 38H4V35H3ZM32 38H33V37H32ZM34 38H35V37H34ZM63 38L65 39V37H63ZM98 38H99V37H98ZM100 38H101V37H100ZM100 38H99V39H100ZM104 38H105V37H104ZM107 38H108V37H107ZM183 38H184V37H183ZM1 39H2V38H1ZM7 39H8V38H7ZM17 39H18V38H17ZM36 39H37V38H36ZM151 39H152V37H151ZM176 39H177V38H176ZM188 39H189V38H188ZM207 39H208V38H207ZM227 39H229V38L227 37ZM21 40H22V39H21ZM37 40H38V39H37ZM65 40H66V39H65ZM65 40H63V41L65 42ZM73 40H74V39H73ZM85 40H86V39H85ZM88 40H89V39H88ZM153 40H154V39H153ZM243 40H244V38H243ZM3 41H6V40H3ZM15 41H16V40H15ZM42 41H43V39H42ZM86 41H87V40H86ZM96 41H97V39H96ZM98 41H99V40H98ZM98 41H97V42H98ZM101 41H102V40H101ZM103 41H104V40H103ZM127 41H128V40H127ZM167 41H168V40H166V42H167ZM172 41H173V40H172ZM185 41H186V40H185ZM257 41H259V40H257ZM1 42H2V41H1ZM67 42H68V40H67ZM67 42H66V43H67ZM72 42H73V41H72ZM72 42H71V43H72ZM88 42H89V41H88ZM106 42H107V41H106ZM110 42H111V41H110ZM223 42H224V41H223ZM223 42H222V43H223ZM9 43H11V42H9ZM18 43H19V42H17V44H18ZM74 43H75V42H74ZM102 43H104V42H102ZM258 43H259V42H258ZM261 43H262V42H261ZM6 44H7V43H6ZM12 44H13V40H12ZM12 44H11V46H14V45H12ZM29 44H30V43H29ZM69 44H70V43H69ZM72 44H73V43H72ZM76 44H77V43H76ZM116 44H117V42H116ZM233 44H235V43H233ZM42 45H43V44H42ZM46 45H47V44H46ZM64 45H65V44H64ZM64 45H63V46H64ZM66 45H67V44H66ZM73 45H75V44H73ZM92 45H93V44H92ZM95 45H96V44H95ZM101 45H102V44H101ZM111 45H112V44H111ZM120 45H121V47H122V44H120ZM120 45H117L116 47H118V46H120ZM130 45H131V44H130ZM204 45H206V44H204ZM258 45L260 46V44H258ZM0 46L3 48L4 45H3V46L0 45ZM21 46H22V45H21ZM34 46H35V45H34ZM79 46H80V45H79ZM79 46H78V48H79ZM88 46H90L89 43H88ZM96 46L98 47V45H96ZM255 46H256V45H255ZM255 46H254V47H255ZM1 47H0V49H1ZM7 47H10V46L7 45ZM18 47H19V46H18ZM73 47H74V46H73ZM73 47H70V48H73ZM103 47H104V46H103ZM121 47H120V49H121ZM128 47H130V46L128 45ZM135 47H136V46H135ZM222 47H223V45H222ZM239 47H241V46H239ZM256 47H257V46H256ZM5 48H6V47H5ZM5 48H3V49H5ZM10 48H11V47H10ZM10 48H8V49L10 50ZM12 48H13V47H12ZM20 48H22V47H20ZM33 48H34V47H33ZM33 48H32V49H33ZM67 48H68V47H67ZM95 48H96V47H95ZM123 48H124V47H123ZM123 48H122V49H123ZM126 48H127V47H126ZM140 48H141V47H140ZM176 48H177V47H176ZM225 48H226V47H225ZM249 48H250V47H249ZM249 48L247 47L246 50H248ZM3 49H1V50H3ZM8 49H7V50H8ZM16 49H17V48H16ZM18 49H19V48H18ZM34 49H35V48H34ZM40 49H42V46H41ZM57 49H58V48H57ZM57 49H56V50H57ZM191 49H192V48H191ZM223 49H224V48H223ZM223 49H221V50H223ZM9 50H8V51H9ZM14 50H15V47H14ZM19 50H20V49H19ZM19 50H17V51L19 52ZM95 50H96V49H95ZM97 50H98V49H97ZM100 50H101V49H100ZM218 50H219V49H218ZM227 50H229V49H227ZM241 50H243V49H241ZM251 50H252V48H251ZM255 50L257 51V50H258V47H257V49H255ZM15 51H16V50H15ZM17 51H16V53H18ZM29 51H30V50H29ZM36 51H38V50H36ZM41 51H42V50H41ZM59 51H61V50H58V52H59ZM69 51H70V50H69ZM187 51H188V50H187ZM225 51H226V50H225ZM244 51H245V49H244ZM5 52H6V50H5ZM12 52H13V51H12ZM22 52H23V51H22ZM38 52H39V51H38ZM70 52H71V51H70ZM81 52H82V51H81ZM92 52H93V51H92ZM192 52H193V51H192ZM209 52H210V51H209ZM212 52L214 53V51H212ZM223 52H224V51H223ZM246 52H247V51H246ZM251 52H252V51H251ZM262 52H263V51H262ZM68 53H69V52H68ZM82 53H83V52H82ZM98 53H99V52H98ZM190 53H191V52H190ZM190 53H189V54H190ZM213 53H212V54H213ZM242 53H243V52H242ZM242 53H241V54H242ZM244 53H245V52H244ZM256 53H257V52H256ZM21 54H22V53H21ZM36 54H37V52H36ZM60 54H61V53H60ZM62 54H63V53H62ZM64 54H65V53H64ZM66 54H67V53H66ZM69 54H70V53H69ZM79 54H80V53H79ZM208 54H210V53H208ZM224 54H225V53H224ZM238 54H239V53H238ZM258 54H259V56H260V53H259V52H258ZM19 55H20V54H19ZM58 55H59V54H58ZM236 55H237V54H236ZM254 55H255V54H254ZM256 55H257V54H256ZM7 56H8V55H7ZM7 56H6V57H7ZM86 56H87V55H86ZM216 56H217V55H216ZM238 56H239V55H238ZM238 56H237V57H238ZM240 56H241V55H240ZM240 56H239V60L242 58V57L240 58ZM248 56H249V54H248L246 57L248 58ZM2 57H3V56H2ZM74 57H75V56H74ZM76 57H77V56H76ZM78 57H79V56H78ZM103 57H104V56H103ZM172 57H173V56H172ZM186 57H187V56H186ZM204 57H205V56H204ZM206 57H208V56H206ZM206 57H205V58H206ZM244 57H245V56H244ZM251 57H252V55H251ZM0 58H1V57H0ZM8 58H9V56H8ZM30 58H31V57H30ZM85 58H86V57H85ZM133 58H135V57H133ZM209 58H210V61H211L212 56L209 57ZM235 58H236V57H235ZM254 58H256V57L254 56ZM9 59L11 60L12 57L9 58ZM9 59H8V61H9ZM31 59H33V57H32ZM31 59H30V60H31ZM58 59H59V58H58ZM87 59L89 60V58H87ZM87 59H86V60H87ZM91 59H92V58H91ZM94 59H95V58H94ZM174 59H175V58H174ZM196 59H197V58H196ZM198 59H199V58H198ZM226 59H227V58H226ZM3 60H4V59H3ZM14 60H15V62H17L16 59H14ZM33 60H34V59H33ZM74 60H75V59H74ZM74 60L71 59L72 62H73ZM84 60H85V59H84ZM86 60H85V61H86ZM88 60H87V61H88ZM185 60H186V59H185ZM222 60H224V58H223ZM222 60H218V62H219V61H222ZM232 60H233V59H232ZM236 60H237V59H236ZM261 60H262V59H261ZM6 61H7V60H6ZM18 61H19V60H18ZM59 61H61V60H59ZM59 61H57V62H59ZM62 61H63V60H62ZM67 61H68V60H67ZM76 61H77V60H76ZM85 61H84V63H85ZM95 61H96V60H95ZM102 61H103V60H102ZM198 61H202V60H198ZM0 62H1V61H0ZM69 62H70V61H68V63H69ZM78 62H79V61H78ZM89 62L92 63L91 60H89L88 63H89ZM192 62H193V61H192ZM218 62H216V63H218ZM249 62H250V61H249ZM1 63H2V62H1ZM12 63H14V62H12ZM27 63H29V62H27ZM65 63L67 64L66 61H65ZM82 63H83V62H82ZM93 63H95V62H93ZM99 63H100V62H99ZM101 63H102V62H101ZM224 63H225V61H224ZM230 63H231V61H230ZM234 63H235V60H234ZM236 63H237V62H236ZM239 63H240V62H239ZM257 63H258V62H257ZM24 64H25V63H24ZM24 64H23V65H24ZM55 64H56V63H55ZM63 64H64V63H63ZM85 64H86V63H85ZM85 64H84V65H85ZM208 64H209V63H208ZM211 64H212V63H211ZM231 64H232V65H230V66L233 67L234 64H233V63H231ZM237 64H238V63H237ZM241 64H242V63H241ZM262 64H263V63H262ZM262 64H260V65H262ZM68 65H69V64H68ZM74 65H75V64H74ZM98 65H100V64H98ZM105 65H107V64L105 63ZM110 65H111V64H110ZM110 65L108 64L106 68L109 69L110 67H108V66H110ZM193 65H194V64H193ZM209 65H210V64H209ZM221 65H222V64H221ZM24 66H25V65H24ZM55 66H56V65H55ZM81 66H82V64H81ZM90 66H91V64H90ZM94 66H96V65L94 64ZM103 66H104V65H103ZM103 66H102V67H103ZM200 66H201V65H200ZM240 66H241V65H240ZM245 66H246V65H245ZM18 67H19V66H18ZM83 67H84V66H83ZM87 67H89V66H87ZM104 67H105V66H104ZM224 67H225V66H224ZM241 67H242V66H241ZM96 68H97V67H96ZM96 68H93L94 71H95ZM100 68H101V67H100ZM106 68H105V69H106ZM201 68H202V67H201ZM211 68H212V66H211ZM211 68H209V69H211ZM217 68H218V66H217ZM220 68H221V67H220ZM235 68H238V67H234V68H233L234 71L237 70V69H235ZM239 68H240V67H239ZM239 68H238V69H239ZM262 68H263V67H262ZM262 68H261V69H262ZM19 69H20V68H19ZM19 69H18V71H20ZM21 69H23L22 66H21ZM101 69H103V68H101ZM111 69H112V68H111ZM111 69H109V70H111ZM204 69H206V68H204ZM226 69H227V67H226ZM226 69H225L224 71H226ZM233 69H231V70H233ZM243 69H244V68H243ZM257 69H258V68H257ZM257 69H256V70H257ZM106 70H107V69H106ZM106 70H105V71H106ZM190 70H191V69H190ZM215 70H216V69H215ZM215 70H214V71H215ZM217 70H218V69H217ZM222 70H223V69H222ZM241 70H242V69H241ZM247 70H248V69H247ZM262 70H263V69H262ZM82 71H83V70H82ZM82 71H81V72H82ZM99 71H101V70H99ZM107 71H108V70H107ZM164 71H165V70H164ZM200 71H201V70H200ZM204 71H206V70H204ZM211 71H212V69H211ZM219 71H220V70H219ZM248 71H249V70H248ZM252 71H253V70H252ZM254 71H255V70H254ZM254 71H253V72H254ZM258 71H259V70H258ZM258 71H257V72H258ZM78 72H79V71H78ZM110 72H111V71H110ZM215 72H216V71H215ZM227 72H229V71L227 70ZM236 72H237V71H236ZM249 72H250V71H249ZM257 72H256V73H257ZM92 73H94V72H92ZM96 73H97V72H96ZM98 73H99V72H98ZM101 73H103V72L101 71ZM101 73H100V74H101ZM107 73H108V72H107ZM202 73H203V71H202ZM204 73H205V72H204ZM204 73H203V74H204ZM222 73H223V72H222ZM230 73H231V72H230ZM246 73H248V72H246ZM254 73H255V72H254ZM59 74H60V73H59ZM78 74L80 75V73H78ZM82 74H83V73H81V75H82ZM105 74H106V73H105ZM108 74H110V73H108ZM186 74H187V73H186ZM209 74H210V73H208V75H209ZM219 74L221 75L220 72H219ZM228 74H229V73H228ZM233 74H234V73H233ZM237 74H239V71H238V73H236V75H237ZM242 74H243V73H242ZM35 75H36V74H35ZM89 75H90V74H89ZM164 75H165V74H164ZM212 75H213V74H212ZM223 75H224V73H223ZM225 75H226V72H225ZM230 75H232V74H229V76H230ZM244 75H245V74H243V76H244ZM249 75H251V74H249ZM98 76H99V75H98ZM103 76H104V75H103ZM106 76H107V74H106ZM114 76L116 77V75H114ZM202 76H203V75H202ZM204 76H205V75H204ZM214 76H219V75H217V72H216V75H214ZM214 76H213V77H214ZM245 76H246V75H245ZM245 76H244V78H245ZM255 76H256V75H255ZM260 76H261V73H260ZM70 77H71V76H70ZM74 77H75V76H74ZM79 77H80V76H79ZM95 77H96V76H95ZM95 77H94V78H95ZM104 77H105V76H104ZM109 77H110V76H109ZM205 77H206V76H205ZM225 77H226V76H225ZM227 77H228V76H227ZM237 77H238V76H237ZM246 77H247V76H246ZM248 77H249V76H248ZM86 78H87V77H86ZM102 78H103V77H102ZM146 78H147V77H146ZM162 78H163V77H162ZM188 78H190V77H188ZM192 78H193V77H192ZM192 78H191V79H192ZM195 78H196V77H195ZM195 78H194V79H195ZM232 78H234V77H232ZM239 78H240V77H239ZM242 78H243V77H241V79H242ZM249 78H250V77H249ZM262 78H264V77H262ZM56 79H57V78H56ZM80 79H81V78H80ZM91 79H92V78H91ZM183 79H184V78H183ZM204 79H205V78H204ZM214 79H215V77H214ZM218 79H219V78H218ZM241 79H240V81H243V80H241ZM247 79H248V78H246V80H247ZM252 79H253V78H252ZM92 80H94V79H92ZM143 80H144V79H143ZM143 80H142V81H143ZM160 80H161V79H160ZM192 80H193V79H192ZM232 80H233V79H232ZM246 80H245V81H246ZM262 80H263V79H262ZM49 81H50V80H49ZM51 81H52V79H51ZM51 81H50V82H51ZM136 81H137V80H136ZM179 81H180V80H179ZM199 81H200V80H199ZM201 81H203V80H201ZM205 81H206V80H205ZM208 81H209V80H208ZM211 81H212V80H211ZM217 81H218V80H217ZM253 81H254V80H253ZM258 81H260V80L258 79ZM75 82H76V81H75ZM120 82H121V81H120ZM122 82H123V81H122ZM138 82H140V81H138ZM192 82H193V81H192ZM197 82H198V81H195L194 83H197ZM215 82H216V80H215ZM218 82H219V81H218ZM221 82H222V80H221ZM224 82H225V81H224ZM227 82H228V80H227ZM263 82H264V80H263ZM76 83H77V82H76ZM76 83H75V84H76ZM82 83H83V82H82ZM97 83H98V82H97ZM116 83H117V82H116ZM116 83H115V84H116ZM123 83H124V82H123ZM134 83H136V82H134ZM179 83H180V82H179ZM183 83H184V82H183ZM198 83H199V82H198ZM198 83H197V84H198ZM210 83H211V82H210ZM210 83H209V85H210ZM216 83H217V82H216ZM237 83H238V82H237ZM241 83H242V82H241ZM253 83H254V82H253ZM35 84H37V83H35ZM48 84H49V83H48ZM77 84H78V83H77ZM77 84H76V85H77ZM132 84H133V83H132ZM189 84H190V83H189ZM221 84H222V83H221ZM225 84H226V83H225ZM234 84H235V83H234ZM239 84H240V83H239ZM243 84H244V83H243ZM245 84H247V83H245ZM22 85H24V86L22 87ZM22 85H21L22 88L25 87V88H26L27 90H29V91L34 90V89H35V86H36V85H34V83L30 80V78H27V79L24 81V84H22ZM119 85H120V84H119ZM142 85H144V82H143ZM192 85H196V84H193V83H192ZM201 85H202V84H201ZM203 85H205V84H203ZM215 85H216V84H215ZM218 85H219V84H218ZM230 85H231V84H230ZM248 85H249V84H248ZM253 85H254V84H253ZM38 86H41V85H38ZM93 86H95V85H93ZM117 86H118V85H117ZM130 86H131V85H130ZM134 86H135V85H134ZM134 86H133V88H134ZM136 86H137V85H136ZM199 86H200V85H199ZM211 86H212V85H211ZM231 86H232V85H231ZM237 86H238V85H237ZM242 86H243V85H242ZM255 86H256V85H255ZM258 86H261V84H260V85L258 84ZM263 86H264V85H263ZM263 86H262V87H263ZM36 87H37V86H36ZM45 87H46V86H45ZM45 87H44V88H45ZM109 87H110V86H109ZM131 87H132V86H131ZM173 87H174V86H173ZM173 87H172V88H173ZM179 87H180V86H179ZM187 87H188V86H187ZM189 87H190V86H189ZM197 87H198V86H197ZM215 87H216V86H215ZM247 87H248V86H247ZM249 87H250V86H249ZM256 87H257V86H256ZM262 87H261V88H262ZM14 88H16V87H14ZM14 88H13V89H14ZM18 88H20V87H18ZM39 88H40V87H39ZM41 88H42V87H41ZM50 88H51V86H50ZM75 88H76V87H75ZM84 88H85V87H84ZM123 88H124V87H123ZM133 88H132V89H133ZM138 88H140V87H138ZM175 88H176V87H175ZM185 88H186V87H185ZM193 88H194V87H193ZM205 88H206V87H205ZM243 88H244V87H243ZM37 89H38V88H36V90H37ZM89 89H90V88H89ZM103 89H104V88H103ZM129 89H130V88H129ZM136 89H137V88H136ZM142 89H143V88H142ZM170 89H171V87H170ZM170 89H169V90H170ZM179 89H180V88H179ZM195 89H196V88H195ZM216 89H217V88H216ZM229 89H230V88H229ZM246 89H247V88H246ZM253 89H254V88H253ZM259 89H260V88H259ZM17 90H18V89H17ZM43 90H44V89H43ZM100 90H101V89H100ZM120 90H121V89H120ZM143 90H144V89H143ZM148 90H149V89H148ZM187 90H188V89H187ZM189 90L191 91L192 88H190ZM198 90H200V89H198ZM202 90H203V89H202ZM209 90H210V89H209ZM211 90H213V88H212ZM211 90H210V91H211ZM237 90H238V89H237ZM15 91H16V89H15ZM23 91H24V90H23ZM29 91H28V92H29ZM40 91H41V89H40ZM40 91H39V93H40ZM78 91H79V89H78ZM90 91H91V90H90ZM96 91H97V90H96ZM130 91H131V89H130ZM182 91H184V90H182ZM185 91H186V90H185ZM190 91H188V93H189ZM215 91H216V90H214V92H215ZM245 91H246V90H245ZM249 91H250V89H249ZM255 91H256V90H255ZM259 91H260V90H259ZM259 91H258V92H259ZM12 92H14V90H13ZM17 92H18V91H17ZM17 92H15V93H17ZM37 92H38V90H37ZM37 92H36V93H37ZM102 92H104V91H102ZM121 92H122V90H121ZM135 92H136V91H135ZM205 92H206V91H205ZM211 92H212V91H211ZM221 92H222V91H221ZM221 92H220V93H221ZM227 92H228V91H227ZM232 92H233V91H232ZM236 92H237V91H236ZM24 93H25V92H24ZM26 93H27V91H26ZM33 93H34V91H33ZM39 93H38V94H39ZM44 93H45V92H44ZM44 93H43V94H44ZM90 93H91V92H90ZM104 93H105V92H104ZM117 93H118V92H117ZM117 93H116V94H117ZM123 93H124V92H123ZM129 93H130V92H129ZM137 93H138V92H137ZM141 93L144 94V92H141ZM146 93H148V92H146ZM146 93H145V94H146ZM171 93H172V92H171ZM207 93H208V92H207ZM218 93H219V91H218ZM243 93H244V92H243ZM251 93H252V92H251ZM251 93H250V94H251ZM254 93H255V92H254ZM40 94H42V93H40ZM40 94H39V95H40ZM82 94H83V93H82ZM142 94H141V95H142ZM175 94H176V93H175ZM186 94H187V93H186ZM195 94H197V93H195ZM200 94H201V93H200ZM203 94H206V93H203ZM210 94H212V93H210ZM235 94H236V93H235ZM245 94H246V92H245ZM3 95H4V94H3ZM12 95H13V94H12ZM31 95H32V94H31ZM92 95H93V94H92ZM104 95H105V94H104ZM104 95H103V96H104ZM114 95H115V94H114ZM172 95H173V94H172ZM208 95H209V93L207 94V96H208ZM214 95H216V93H215ZM221 95H222V93H221ZM229 95H230V94H229ZM248 95H249V94H248ZM255 95H256V93H255ZM255 95H254V96H255ZM257 95H258V94H257ZM261 95L263 96V94H261ZM8 96H9V95H8ZM24 96H26V95H24ZM34 96H35V94H34ZM36 96H37V95H36ZM36 96H35V98H36ZM73 96H74V95H73ZM86 96H87V94H86ZM88 96H91V94L88 95ZM95 96H96V95H95ZM103 96H102V97H103ZM107 96H108V95H107ZM107 96H106V97H107ZM164 96H165V95H164ZM177 96H178V95H177ZM192 96H193V95H192ZM196 96H198V94H197ZM202 96H204V95H202ZM205 96H206V95H205ZM209 96H210V95H209ZM217 96H218V95H217ZM225 96H226V94H225ZM225 96H224V97H225ZM31 97H33V96H31ZM99 97H100V96H99ZM132 97H133V95H132ZM138 97L140 98V95H139ZM143 97H144V96H143ZM143 97H141L140 99H142ZM165 97H166V96H165ZM178 97H179V96H178ZM184 97H185V96H184ZM194 97H195V96H194ZM198 97H199V96H198ZM211 97H212V96H211ZM211 97H210V98H211ZM237 97L240 98L239 96H237ZM237 97H236V98H237ZM246 97H247V96H246ZM256 97H257V96H256ZM260 97H261V96H260ZM23 98H24V97H23ZM26 98H28V97H26ZM40 98H41V96H40ZM40 98H38V99L41 100ZM117 98H118V97H117ZM129 98H130V97H129ZM171 98H172V97H171ZM174 98H175V97H174ZM181 98H182V97H181ZM186 98H187V97H186ZM191 98H192V97H191ZM195 98H196V97H195ZM195 98H194V99H195ZM202 98H203V97H202ZM204 98H206V97H204ZM210 98H209V99H210ZM212 98H214V96H213ZM220 98H221V97H220ZM222 98H223V96H222ZM252 98H254V97H252ZM263 98H264V97H263ZM21 99H22V98H21ZM42 99H43V98H42ZM100 99H101V98H100ZM183 99H184V98H183ZM198 99H199V98H198ZM207 99H208V98H207ZM209 99H208V100H209ZM215 99H217V98H215ZM244 99H245V98H244ZM254 99H255V98H254ZM27 100H28V99H27ZM27 100H26V101H27ZM32 100H33V99H32ZM32 100H31V101H32ZM39 100H38V101H39ZM72 100H74V99H72ZM117 100H120V99H117ZM147 100H148V99H146V101H147ZM195 100H196V99H195ZM195 100H194V101H195ZM218 100H219V99H218ZM229 100H230V99H229ZM231 100H232V99H231ZM234 100H235V99H234ZM247 100H248V99H247ZM255 100H257V99H255ZM33 101H35V99H34ZM38 101H37V102H38ZM123 101H124V100H123ZM125 101H126V100H125ZM130 101H131V100H130ZM135 101H137V99H135ZM144 101H145V100H144ZM166 101H167V100H166ZM197 101H198V100H197ZM209 101L212 103L211 100H209ZM214 101H215V100H214ZM241 101H242V100H241ZM257 101H258V100H257ZM260 101L262 102V99H261ZM260 101H259V102H260ZM43 102H44V101H43ZM119 102H120V101H119ZM119 102H118V103H119ZM132 102H133V101H132ZM138 102H139V101H138ZM141 102H142V101H141ZM157 102H159V101H157ZM192 102H193V101H192ZM201 102H202V101H201ZM203 102H204V100H203ZM210 102H209V103H210ZM225 102H226V101H225ZM231 102H232V101H231ZM242 102H243V101H242ZM242 102H238V104L240 105V103H242ZM247 102H248V101H247ZM249 102H250V101H249ZM249 102H248V103H249ZM251 102H252V100H251ZM25 103H26V102H25ZM29 103H30V102H29ZM32 103H33V105H34V102H32ZM66 103H67V102H66ZM75 103H76V102H75ZM98 103L100 104V102H98ZM101 103H102V102H101ZM121 103H122V102H121ZM124 103H125V102H124ZM124 103H123L122 105H125ZM172 103H174V102H172ZM195 103H196V102H195ZM199 103H200V102H199ZM206 103H207V102H206ZM222 103H223V101H222ZM222 103H221V104H222ZM244 103H245V102H244ZM19 104H20V103H19ZM30 104H31V103H30ZM83 104H84V103H83ZM85 104H86V103H85ZM109 104H110V103H109ZM126 104H127V103H126ZM139 104H140V103H139ZM154 104H155V102H154ZM168 104H169V103H168ZM170 104H171V103H170ZM182 104H183V103H182ZM217 104H218V103H217ZM221 104H220V105H221ZM228 104H229V103H228ZM245 104H246V103H245ZM253 104H254V103H253ZM253 104L248 105L249 108H250L251 105H252L251 107H253ZM5 105H6V104H5ZM26 105H27V104H26ZM33 105H32V106H33ZM39 105H40V103H39ZM52 105H53V104H52ZM57 105H58V104H57ZM60 105H61V103H60ZM60 105H59V106H60ZM87 105H88V104H87ZM95 105H96V104H95ZM122 105H121V106H122ZM130 105H131V104H129V106H130ZM132 105H133V104H132ZM147 105H148V103H147ZM150 105H151V104H150ZM152 105H153V103H152ZM174 105H176V104H174ZM184 105H185V104H184ZM203 105H204V104H203ZM212 105H213V103H212ZM232 105L235 106V107H237V105H234V102H233ZM246 105H247V104H246ZM258 105H259V104H258ZM13 106H14V105H13ZM16 106H17V105H16ZM24 106H25V105H24ZM41 106H42V105H41ZM62 106H63V105H62ZM107 106H109V105H107ZM125 106H126V105H125ZM125 106H124V107H125ZM127 106H128V105H127ZM136 106H138V105H136ZM153 106H154V105H153ZM163 106H164V105H163ZM180 106H182V105H180ZM185 106H186V105H185ZM187 106H188V105H187ZM194 106H195V105H194ZM206 106H207V105H206ZM208 106H211V105L209 104ZM214 106H215V105H214ZM228 106H229V105H228ZM256 106H257V104H256ZM68 107H69V106H68ZM78 107H80V106H78ZM81 107H83V106H81ZM84 107H85V106H84ZM88 107H89V105H88ZM111 107H112V105H111ZM134 107H135V106H134ZM170 107H171V106H170ZM183 107H184V106H183ZM188 107H190V106H188ZM225 107H226V106H225ZM225 107H224V108H225ZM239 107H242V106H239ZM254 107H255V104H254ZM112 108H113V107H112ZM146 108H147V107H146ZM150 108H151V107H150ZM171 108H172V107H171ZM192 108H193V107H192ZM192 108L190 107V109H192ZM203 108H204V107H203ZM203 108H202V109H203ZM208 108H209V107H208ZM220 108H221V106H220ZM220 108H219V109H220ZM230 108H232V107H230ZM5 109H6V108H5ZM16 109H17V108H16ZM18 109H19V108H18ZM33 109H34V108H33ZM64 109H65V108H64ZM66 109H67V108H66ZM66 109H65V110H66ZM90 109H91V108H90ZM105 109H106V108H105ZM107 109H108V108H107ZM107 109H106V110H107ZM120 109H121V108H120ZM120 109H119V110H120ZM125 109H126V108H125ZM169 109H170V108H169ZM183 109H184V108H183ZM183 109H182V110H183ZM188 109H189V108H188ZM212 109H213V108H212ZM225 109H226V108H225ZM237 109H242V108H237ZM237 109H236V110H237ZM243 109H245V107H244ZM40 110H41V108H40ZM82 110H83V109H82ZM101 110H102V108H101ZM115 110H116V109H115ZM117 110H118V109H117ZM133 110H134V109H133ZM140 110H141V109H140ZM161 110H164V109H161ZM197 110H198V109H196V112H198ZM200 110H201V109H200ZM210 110H211V109H210ZM214 110H215V109H214ZM221 110H223V109L221 108ZM247 110H248V109H247ZM260 110H261V109H260ZM13 111H14V110H13ZM19 111H20V110H19ZM19 111H17V112H19ZM69 111H71V110H69ZM80 111H81V110H80ZM86 111H87V110H86ZM93 111H94V110H93ZM97 111H98V110H97ZM103 111H104V110H103ZM107 111H108V110H107ZM134 111H136V110H134ZM137 111H138V110H137ZM148 111H149V110H148ZM151 111H152V110H150V112H151ZM165 111H166V110H165ZM168 111H170V110H168ZM178 111H179V110H178ZM178 111H177V112H178ZM180 111H181V110H180ZM207 111H208V110H207ZM239 111H241V110H239ZM239 111H238V112H239ZM245 111H246V110H245ZM254 111H255V110H254ZM1 112H2V110H1ZM61 112H62V111H61ZM104 112H105V111H104ZM121 112H122V111H121ZM146 112H147V110H146ZM171 112H172V110H171ZM173 112H174V111H173ZM187 112H188V111H187ZM190 112H191V111H189V113H190ZM196 112H195V113H196ZM209 112H210V111H209ZM223 112H224V110H223ZM229 112H230V111H229ZM238 112H237V113H238ZM255 112H256V111H255ZM43 113H44V112H43ZM66 113H67V112H66ZM83 113H84V111H83ZM124 113H126V112H124ZM175 113H176V112H175ZM193 113H194V112H193ZM210 113H211V112H210ZM213 113H214V111H213ZM218 113H222V112L219 111ZM226 113H227V110H226ZM237 113H236V114H237ZM258 113H260V112H258ZM4 114H5V113H4ZM14 114H15V113H14ZM36 114H37V113H36ZM107 114H108V112H107ZM112 114H113V113H112ZM134 114H135V113H134ZM139 114H140V113H139ZM142 114H143V113H142ZM160 114H163V116H165L167 113L164 115V113H161V111H160ZM169 114H170V113H169ZM201 114H202V113H201ZM203 114H204V113H203ZM214 114H216V113H214ZM234 114H235V113H234ZM260 114H261V113H260ZM260 114H259V115H260ZM77 115H78V114H77ZM102 115H103V114H102ZM125 115H126V114H125ZM129 115H130V114H129ZM146 115H147V114H146ZM146 115H145V116H146ZM152 115H154V114H152ZM208 115H209V114H208ZM220 115H221V114H220ZM228 115H229V113H228ZM263 115H264V114H263ZM84 116H85V115H84ZM131 116H132V115H131ZM154 116H155V115H154ZM166 116H167V115H166ZM173 116H174V115H173ZM261 116H262V115H261ZM3 117H4V116H3ZM26 117H27V116H26ZM45 117H46V116H45ZM85 117H86V116H85ZM109 117H110V116H109ZM115 117H116V116H115ZM117 117H119V116H117ZM125 117H126V116H125ZM151 117H152V116H151ZM151 117H150V118H151ZM191 117H192V116H191ZM223 117H225V116H223ZM226 117H227V116H226ZM252 117H253V116H252ZM24 118H25V117H24ZM24 118H23V119H24ZM28 118H29V117H28ZM28 118H27V120H28ZM78 118H79V117H78ZM96 118H97V117H96ZM141 118H142V117H141ZM146 118H149V117H146ZM155 118H157V116H155ZM155 118H154V119H155ZM166 118H167V117H166ZM257 118H258V116H257ZM259 118H260V117H259ZM2 119H3V118H2ZM31 119H32V118H31ZM35 119H36V118H35ZM44 119H45V118H44ZM113 119H114V118H112V120H113ZM119 119H120V118H119ZM133 119H134V118H133ZM136 119H137V118H136ZM136 119H135V120H136ZM142 119H143V118H142ZM152 119H153V117H152ZM174 119H175V118H174ZM183 119H184V118H183ZM222 119H223V118H222ZM0 120H1V117H0ZM4 120H5V119H4ZM69 120H70V119H69ZM94 120H95V119H94ZM114 120H115V119H114ZM128 120H129V119H128ZM140 120H141V119H140ZM196 120H197V119H196ZM198 120H199V119H198ZM19 121H20V120H19ZM43 121H44V120H43ZM45 121H46V120H45ZM54 121H55V120H54ZM104 121H105V120H104ZM125 121H126V120H125ZM148 121H149V119H148ZM153 121H154V120H153ZM153 121H152V124H153ZM158 121H159V120H158ZM167 121H168V120H167ZM247 121H248V120H247ZM256 121H257V120H256ZM260 121H263V120H260ZM20 122H21V121H20ZM36 122H37V120H36ZM87 122H89V121H87ZM87 122H86V123H87ZM106 122H107V121H106ZM108 122H109V121H108ZM117 122H118V121H117ZM138 122H139V121H138ZM144 122H145V120H144ZM183 122H184V121H183ZM189 122H190V121H189ZM192 122H193V121H192ZM194 122H195V121H194ZM213 122H214V121H213ZM216 122H217V121H216ZM216 122H215V123H216ZM240 122H241V121H240ZM243 122H244V121H243ZM2 123H3V122H2ZM22 123H23V122H22ZM26 123H27V122H26ZM54 123H55V122H54ZM84 123H85V122H84ZM84 123H83V124H84ZM91 123H92V121H91ZM114 123H115V122H114ZM118 123H119V122H118ZM118 123H117V125H118ZM129 123H130V122H129ZM129 123H128V124H129ZM135 123H136V122H135ZM150 123H151V122H150ZM155 123H156V122H155ZM176 123H177V122H176ZM200 123H201V122H200ZM254 123H255V122H254ZM13 124H15V123H13ZM40 124H42V123H40ZM64 124H65V123H64ZM81 124H82V123H81ZM81 124H80V125H81ZM93 124H94V123H93ZM145 124H146V123H145ZM163 124H164V123H163ZM194 124H195V123H194ZM241 124H242V122H241ZM8 125H9V124H8ZM18 125H19V124H18ZM23 125H25V124H23ZM87 125H88V123H87ZM89 125H90V124H89ZM89 125H88V126H89ZM96 125H97V124H96ZM96 125H95V127H97ZM140 125H141V124H140ZM169 125H170V124H169ZM175 125L178 126V124H175ZM188 125H189V124H188ZM188 125H187V126H188ZM190 125H191V124H190ZM196 125H197V124H196ZM199 125H200V124H199ZM205 125H206V124H205ZM209 125H210V124H209ZM255 125H256V124H255ZM260 125H261V124H260ZM9 126H10V125H9ZM26 126H27V125H26ZM46 126H48V124H47ZM119 126H121V125H119ZM143 126H144V125H143ZM156 126H158V125H156ZM172 126H174V125H172ZM172 126H170V127H172ZM185 126H186V125H185ZM192 126H193V125H191V129H192ZM200 126H201V125H200ZM200 126H198V127H200ZM18 127H19V126H18ZM44 127H45V126H44ZM56 127H57V126H55V128H56ZM70 127H71V126H70ZM74 127H75V126H74ZM83 127H84V126H83ZM85 127H86V126H85ZM90 127H91V126H89V128H90ZM103 127H104V126H103ZM110 127H111V126H110ZM121 127H122V126H121ZM121 127H120V128H121ZM137 127H138V126H137ZM137 127H136V128H137ZM189 127H190V126H189ZM196 127H197V126H196ZM231 127H232V126H231ZM250 127H251V126H250ZM253 127H255V126L252 125V128H253ZM19 128H20V127H19ZM52 128H53V127H52ZM55 128H54V129H55ZM150 128H152V130L154 129V127H150ZM158 128H159V127H158ZM163 128H164V127H163ZM201 128H202V127H201ZM260 128H261V127H260ZM58 129H59V127H58ZM71 129H72V128H71ZM75 129H76V128H75ZM96 129H97V128H96ZM117 129H118V128H117ZM123 129H124V128H123ZM125 129H127V128H125ZM132 129H133V128H132ZM137 129H139V127H138ZM143 129H144V128H143ZM145 129H146V128H145ZM166 129H167V128H166ZM172 129H173V128H172ZM191 129H190V130H191ZM193 129H194V128H193ZM193 129H192V130H193ZM203 129H204V128H203ZM253 129H254V128H253ZM255 129H257V128H255ZM20 130H21V129H20ZM22 130H23V129H22ZM61 130H63V129H61ZM73 130H74V129H73ZM79 130H80V129H79ZM89 130H90V129H89ZM97 130H98V129H97ZM130 130H131V129H130ZM134 130H135V129H134ZM141 130H142V129H141ZM154 130H155V129H154ZM158 130H159V129H158ZM175 130H176V129H175ZM195 130H196V128H195ZM237 130H238V129H237ZM244 130H245V129H244ZM247 130H248V129H247ZM5 131H6V130H5ZM24 131H25V130H24ZM43 131H45V130H43ZM66 131H67V130H66ZM71 131H72V130H71ZM71 131H70V132H71ZM92 131H93V130H92ZM103 131H104V130H103ZM124 131H126V130H124ZM139 131H140V130H139ZM248 131H249V130H248ZM263 131H264V130H263ZM16 132H18V129H17ZM22 132H23V131H22ZM22 132H20V133H22ZM35 132H37V131H35ZM52 132H53V130H52ZM58 132H59V131H58ZM72 132H73V131H72ZM84 132H85V131H84ZM89 132H90V131H89ZM89 132H88V133H89ZM94 132H95V131H94ZM120 132H121V131H120ZM145 132H146V131H145ZM145 132H144V134H145ZM148 132H149V130H148ZM210 132H213V134H214V131H210ZM216 132H217V131H216ZM26 133H28V132L26 131ZM46 133H47V132H46ZM46 133H45V134H46ZM55 133H56V132H55ZM55 133H54V134H55ZM59 133H60V132H59ZM62 133H63V135H64V132H62ZM86 133H87V132H86ZM116 133H117V132H116ZM146 133H147V132H146ZM206 133H207V132H206ZM233 133H234V132H233ZM250 133H251V132H250ZM252 133H253V132H252ZM259 133H260V132H259ZM263 133H264V132H262V135H263ZM34 134H35V133H34ZM37 134H38V133H37ZM43 134H44V132H43ZM76 134H77V133H76ZM76 134H75V135H76ZM78 134H79V132H78ZM99 134H100V133H99ZM113 134H114V133H113ZM140 134H142V133H140ZM140 134H139V135H140ZM163 134H164V133H163ZM171 134H172V133H171ZM176 134H178V133H176ZM210 134H211V133H210ZM248 134H249V133H248ZM256 134H257V132H256ZM18 135H20V134H18ZM21 135H22V134H21ZM50 135H51V134H50ZM63 135H61V136H63ZM65 135H66V133H65ZM107 135H108V134H107ZM107 135H106V136H107ZM117 135H118V134H117ZM135 135H136V134H135ZM215 135H216V134H215ZM217 135H218V134H217ZM217 135H216V136H217ZM242 135H243V134H242ZM254 135H255V134H254ZM259 135H260V134H259ZM23 136H24V135H23ZM32 136H33V135H32ZM34 136H35V135H34ZM41 136H42V135H41ZM45 136H46V135H45ZM48 136H49V135H48ZM55 136H56V135H55ZM68 136H69V135H68ZM68 136H67V137H68ZM79 136H80V135H79ZM83 136H85V135H83ZM87 136H89V135H87ZM101 136H102V135H101ZM101 136H100V137H101ZM108 136H109V135H108ZM115 136H116V135H115ZM159 136H160V135H159ZM205 136H206V135H205ZM210 136H211V135H210ZM43 137H44V136H43ZM69 137H71V136H69ZM111 137H112V136H111ZM134 137H135V136H134ZM134 137H132V138H134ZM160 137H161V136H160ZM160 137H159V138H160ZM163 137H164V136H163ZM192 137H193V136H192ZM196 137H197V136H196ZM212 137H213V136H212ZM219 137H220V136H219ZM3 138H4V137H3ZM30 138H31V137H30ZM32 138H33V137H32ZM32 138H31V139H32ZM45 138H46V137H45ZM76 138H77V137H76ZM103 138H104V137H103ZM200 138H201V137H200ZM202 138L204 139L203 136H202ZM224 138H225V137H224ZM260 138H261V137H260ZM25 139H26V138H25ZM28 139H29V138H28ZM28 139H27V140H28ZM31 139H29V141H30ZM33 139H34V138H33ZM40 139H41V138H40ZM59 139H60V138H59ZM66 139H67V138H66ZM101 139H102V138H101ZM101 139H100V140H101ZM107 139H108V138H107ZM118 139H119V138H118ZM125 139H126V137H125ZM188 139H189V138H188ZM218 139H219V138H218ZM226 139H228V138H226ZM254 139H255V136H254ZM10 140H11V139H10ZM12 140H13V139H12ZM17 140H18V139H17ZM47 140H48V139H47ZM47 140H46V141H47ZM51 140H52V139H51ZM103 140H104V139H103ZM103 140H102L101 142H102V143L104 142V144H105V141H103ZM129 140H130V139H129ZM163 140H164V139H163ZM192 140H193V139H192ZM257 140H258V139H257ZM41 141H42V140H41ZM44 141H45V140H44ZM58 141H59V140H58ZM62 141H63V140H62ZM69 141H70V140H69ZM98 141H99V140H98ZM106 141H107V140H106ZM110 141H111V140H110ZM183 141H184V140H183ZM183 141H182V142H183ZM190 141H191V138H190ZM226 141H228V140H226ZM239 141H240V140H239ZM2 142H3V141H2ZM39 142H40V141H39ZM53 142H54V141H53ZM55 142H57V141H55ZM67 142H68V141H67ZM72 142H73V141H72ZM120 142H122V140H121ZM120 142H118V143H120ZM126 142H127V140H126ZM184 142H186V141H184ZM193 142H194V141H193ZM199 142H200V140H199ZM253 142H254V141H253ZM18 143H19V142H18ZM59 143H60V142H59ZM70 143H71V142H70ZM76 143H77V142H76ZM83 143H85V142H83ZM91 143H92V142H91ZM97 143H98V142H97ZM99 143H100V142H99ZM107 143H108V142H107ZM107 143H106V145H107ZM118 143H117V144H118ZM124 143H125V141H124ZM197 143H198V142H197ZM197 143H196V144H197ZM202 143H203V142H202ZM241 143H242V142H241ZM35 144H36V143H35ZM39 144H40V143H39ZM56 144H57V143H56ZM60 144H61V143H60ZM66 144H67V143H66ZM66 144H65V146H66ZM74 144H75V143H74ZM78 144H79V143H78ZM85 144H86V143H85ZM92 144H93V143H92ZM94 144H95V143H94ZM181 144H182V143H181ZM186 144H187V143H186ZM190 144H192V143H190ZM193 144H194V143H193ZM231 144H232V143H231ZM45 145H47V143H46ZM81 145H82V144H81ZM88 145H90V144H88ZM96 145H97V144H96ZM96 145H93V146H96ZM100 145H101V144H100ZM113 145H115V144H113ZM184 145H185V144H184ZM234 145H235V144H234ZM263 145H264V144H263ZM4 146H5V145H4ZM17 146H18V145H17ZM21 146H22V145H21ZM54 146H55V145H54ZM54 146H52L51 148H53ZM56 146H57V145H56ZM59 146H61V145H59ZM67 146H68V145H67ZM78 146H79V145H78ZM93 146H92V147H93ZM121 146H122V145H121ZM157 146H158V145H157ZM162 146H163V145H162ZM190 146L192 147V145H190ZM23 147H24V146H23ZM34 147H35V146H34ZM62 147H63V146H62ZM98 147H99V146H98ZM101 147H102V146H101ZM113 147H114V146H113ZM159 147H160V146H159ZM182 147H183V146H182ZM186 147H188V146H186ZM256 147H257V146H256ZM5 148H7V146H5ZM18 148H19V147H18ZM67 148H68V147H67ZM72 148H73V147H72ZM84 148H85V147H84ZM89 148H90V147H89ZM93 148H94V147H93ZM105 148H107V146H106ZM105 148H104V149H105ZM115 148H116V147H115ZM121 148H122V147H121ZM183 148H184V147H183ZM195 148H196V146H195ZM200 148H201V147H200ZM233 148H234V147H233ZM7 149H9V148H7ZM11 149H12V148H11ZM16 149H17V148H16ZM16 149H13V150L16 151ZM31 149H32V148H31ZM34 149H35V148H34ZM34 149H33V150H34ZM45 149H46V148H45ZM45 149H44V150H45ZM48 149H50V148H48ZM53 149H54V148H53ZM58 149H59V148H58ZM87 149H88V148H87ZM96 149H97V148H95L94 150H96ZM107 149H108V148H107ZM159 149H160V148H159ZM178 149H182V148H178ZM189 149H190V147H189ZM256 149H257V148H256ZM3 150H4V149H3ZM5 150H6V149H5ZM17 150H18V149H17ZM42 150H43V149H42ZM60 150H61V147H60ZM72 150H73V149H72ZM78 150H79V148H78ZM120 150H121V149H120ZM187 150H188V149H187ZM194 150H195V149H194ZM242 150H243V149H242ZM11 151H12V150H11ZM34 151H35V150H34ZM34 151H32V152L30 151L31 154H32ZM39 151H40V150H39ZM49 151H50V150H49ZM53 151H54V150H53ZM68 151H70V149H69ZM86 151H87V150H86ZM88 151H89V150H88ZM162 151H163V150H162ZM172 151H173V150H172ZM184 151H185V148H184ZM188 151H189V150H188ZM231 151H232V150H231ZM235 151H236V150H235ZM256 151H257V150H256ZM9 152H10V151H9ZM26 152H27V151H26ZM28 152H29V150H28ZM36 152H37V151H36ZM45 152H47V151L45 150ZM45 152H44V153H45ZM55 152H56V151H55ZM59 152H60V151H59ZM59 152H58V153H59ZM63 152H64V150H63ZM76 152H77V151H76ZM92 152H93V151H92ZM97 152H98V151H97ZM182 152H183V151H182ZM182 152H181V154H182ZM244 152H246V151H244ZM17 153H18V152H17ZM50 153H51V152H50ZM50 153H49V154H50ZM72 153H73V152H72ZM79 153H82L81 149H80V152H79ZM90 153H91V150H90ZM100 153H101V152H100ZM116 153H117V151H116ZM116 153H115V154H116ZM146 153H147V152H146ZM146 153L144 152V155H145ZM172 153H173V152H172ZM175 153H176V152H175ZM186 153H187V152H186ZM188 153H189V152H188ZM238 153H239V152H238ZM238 153H237V154H238ZM261 153H263V152H261ZM2 154H3V153H2ZM12 154H13V152H12ZM12 154L10 153V156H11ZM26 154L28 155L29 153H26ZM47 154H48V153H47ZM52 154H53V153H52ZM62 154H63V153H62ZM66 154H70V152H69V153H66ZM82 154H83V153H82ZM86 154H87V153H86ZM92 154H93V153H92ZM94 154H95V152H94ZM97 154H98V153H97ZM111 154H112V153H111ZM153 154H154V153H153ZM181 154H180V155H181ZM183 154H185V153H183ZM3 155H4V154H3ZM3 155H2V156H3ZM24 155H25V154H24ZM44 155H45V154H44ZM75 155H76V154H75ZM83 155H84V154H83ZM87 155L89 156V152H88ZM90 155H91V154H90ZM171 155H172V154H170V156H171ZM228 155H229V154H228ZM228 155H227V156H228ZM239 155H240V154H239ZM244 155H245V154H244ZM4 156H6V155H4ZM29 156H31V155H29ZM35 156H36V155H35ZM35 156H34V158H35ZM37 156H38V155H37ZM46 156H47V155H46ZM56 156H57V155H56ZM61 156H62V155H61ZM66 156H68V155H66ZM71 156H72V155H71ZM78 156H80V155L78 154ZM78 156L75 157V160H76V158L78 159ZM103 156H104V155H103ZM156 156H157V155H156ZM170 156H169V157H170ZM175 156H176V154H175ZM178 156H179V155H178ZM181 156H182V155H181ZM241 156H242V155H241ZM245 156H246V155H245ZM245 156H244V157H245ZM6 157H8V156H6ZM13 157H14V156H13ZM13 157H12V158H13ZM22 157H24V156H22ZM57 157H58V156H57ZM69 157H70V155H69ZM81 157H84V156L81 155L80 158H81ZM149 157H150V156H149ZM157 157H158V156H157ZM179 157H180V156H179ZM198 157H200V156H197V158H198ZM219 157H220V156H219ZM10 158H11V157H10ZM15 158H16V157H15ZM34 158H33V159H34ZM37 158H38V160H39V158L42 159L43 156H41V157L38 156ZM64 158H65V157H64ZM64 158H63V159H64ZM90 158H91V157H90ZM96 158H97V157H96ZM137 158H138V157H137ZM155 158H156V157H155ZM164 158H165V157H164ZM194 158H195V157H194ZM238 158H239V157H238ZM241 158H243V157H241ZM4 159H6V158H4ZM13 159H14V158H13ZM21 159H22V158H21ZM27 159H29V158H27ZM65 159H66V158H65ZM68 159H69V158H68ZM68 159H67V160H68ZM87 159H88V158H87ZM99 159H100V158H99ZM101 159H102V158H101ZM103 159H105V158L103 157ZM107 159H108V158H107ZM109 159H111V158H109ZM153 159H154V158H153ZM179 159H180V161H181V158H179ZM183 159H184V158H183ZM189 159H190V158H189ZM212 159H213V158H212ZM235 159H236V158H235ZM245 159H246V158H245ZM257 159H258V158H257ZM11 160H12V159H11ZM36 160H37V159H35V163H37V165H38V163H41V162H37L38 160H37V161H36ZM58 160H60V159H58ZM71 160L73 161L74 159H71ZM81 160H82V159H81ZM96 160H97V159H96ZM133 160H134V159H133ZM133 160H131V161H133ZM146 160H147V159H146ZM163 160H164V159H163ZM170 160H171V159H170ZM170 160H169V161H170ZM173 160H174V158H173ZM228 160H229V159H228ZM246 160H247V159H246ZM15 161H17V160H15ZM22 161H23V160H22ZM49 161H52V160H49ZM60 161H61V160H60ZM76 161H77V160H76ZM86 161H88V160H86ZM150 161H151V160H149V162H150ZM161 161H162V160H161ZM161 161H160V162H161ZM169 161H168V162H169ZM171 161H172V160H171ZM177 161H178V160H177ZM182 161H183V160H182ZM238 161H239V160H238ZM238 161H237V162H238ZM243 161H244V159H243ZM257 161H258V160H257ZM17 162H18V161H17ZM27 162H28V164H29L30 160L27 161ZM32 162H33V160H32ZM46 162H47V164H46ZM46 162H42V163H45L46 165H48V160H46ZM54 162H56V161H53V163H54ZM64 162H65V161H64ZM73 162H74V161H73ZM78 162H80V161L78 160ZM134 162H135V161H134ZM155 162H156V161H155ZM174 162H175V161H174ZM241 162H242V161H241ZM245 162H246V161H245ZM7 163H8V162H7ZM14 163H15V162H14ZM14 163L12 162V164H14ZM19 163H20V162H19ZM25 163H26V162L24 161V164H25ZM33 163H34V162H33ZM53 163H51V164H53ZM61 163H62V162H61ZM65 163H66V162H65ZM81 163H83V162H81ZM84 163H85V162H84ZM88 163H89V162H88ZM156 163H157V162H156ZM156 163H155V165H156ZM166 163H167V162H166ZM166 163H164V164H166ZM243 163H244V162H243ZM243 163H242V164H243ZM26 164H27V163H26ZM28 164H27V165H28ZM54 164H55V163H54ZM57 164L59 165L60 163L58 162ZM74 164H75V163H74ZM102 164H103V163H102ZM150 164H152V163H150ZM158 164H159V163H158ZM161 164H162V162H161ZM175 164H176V163H175ZM175 164H174V165H175ZM181 164H182V163H181ZM184 164H185V163H184ZM239 164H240V163H239ZM245 164H246V163H245ZM256 164L258 165V163H256ZM260 164H261V163H260ZM17 165H18V163H17ZM17 165H16V166H17ZM21 165H23V163H22ZM27 165H26V166H27ZM37 165H36V166H37ZM41 165H42V164H41ZM43 165H44V164H43ZM55 165H56V164H55ZM55 165H54V166H55ZM62 165H63V164H62ZM62 165H60L59 167H61ZM78 165H79V164H78ZM78 165L76 164V166H78ZM134 165H135V164H134ZM136 165H137V164H136ZM146 165H147V164H146ZM148 165H149V164H148ZM152 165H153V164H152ZM172 165H173V164H172ZM174 165H173V166H174ZM187 165H188V164H187ZM206 165H207V164H206ZM206 165H205V166H206ZM240 165H241V164H240ZM9 166H10V165H9ZM31 166H32V164H31ZM31 166H30V170H31ZM44 166H45V165H44ZM139 166H140V165H139ZM150 166H151V165H150ZM156 166H157V165H156ZM169 166H171V164H170ZM181 166H182V165H181ZM209 166H210V165H209ZM229 166H230V165H229ZM244 166H245V165H244ZM247 166H248V165H247ZM259 166H260V165H259ZM18 167H19V165H18ZM18 167H17V169H18ZM22 167H23V166H22ZM41 167H42V166H41ZM63 167H64V166H63ZM68 167H69V166H68ZM153 167H154V165H153ZM158 167H159V165H158ZM161 167H162V166H161ZM201 167H202V166H201ZM207 167H208V166H207ZM210 167H211V166H210ZM231 167H233V166H231ZM5 168H6V166H5L3 169L5 170ZM7 168H8V167H7ZM11 168H12V165H11ZM15 168H16V167H15ZM23 168H24V167H23ZM26 168H27V167H26ZM37 168H39V166H38ZM80 168H81V167H80ZM129 168H130V167H129ZM132 168L134 169V167H132ZM135 168H136V167H135ZM137 168H138V167H137ZM165 168H167V166H166ZM182 168H183V167H182ZM188 168H189V167H188ZM19 169H20V167H19ZM19 169H18V170H19ZM24 169H25V168H24ZM34 169H35V168H34ZM50 169H52V168H50ZM69 169H70V168H69ZM73 169H74V168H73ZM138 169H139V168H138ZM138 169H137V170H138ZM151 169H152V168H151ZM156 169H157V168H156ZM167 169H168V168H167ZM172 169H173V168H172ZM229 169H230V168H229ZM250 169H251V168H250ZM260 169H261V168H260ZM1 170H2V169H1ZM11 170H13V169H11ZM28 170H29V168H28ZM28 170H27V171H28ZM37 170H38V169H37ZM41 170H42V168H41ZM130 170H131V168H130ZM152 170H153V169H152ZM154 170H155V168H154ZM169 170H170V169H169ZM176 170H177V169H176ZM176 170H175V171H176ZM179 170H180V168H179ZM198 170H199V169H198ZM202 170H203V169H202ZM235 170H236V169H235ZM253 170H254V169H253ZM16 171H17V170H16ZM27 171H26V172H27ZM33 171H35V170H33ZM48 171L51 172L49 169H48ZM54 171H55V170H54ZM65 171H66V170H65ZM148 171H150V170H148ZM157 171H158V170H157ZM157 171L155 170V172H157ZM160 171H163V170H160ZM207 171H208V170H207ZM207 171H206V172H207ZM228 171H229V170H228ZM230 171H231V170H230ZM2 172H3V171H2ZM2 172H1V173H2ZM8 172H9V171H8ZM8 172H7V173H8ZM17 172H18V171H17ZM17 172H16V173H17ZM19 172H21V170H20ZM19 172H18V173H19ZM22 172H23V170H22ZM30 172H31V171H30ZM38 172H39V171H38ZM45 172H47V171L45 170ZM57 172H58V171H57ZM62 172H63V170H62ZM85 172H87V171H85ZM120 172H121V171H120ZM152 172H154V171H152ZM155 172H154V173H155ZM169 172H170V171H169ZM172 172H174V171H172ZM178 172L181 173L180 171H178ZM189 172H190V171H189ZM247 172H248V171H247ZM262 172H263V171H262ZM3 173H4V172H3ZM5 173H6V172H5ZM5 173H4V174H5ZM11 173H12V172H11ZM41 173H42V172H41ZM43 173H44V172H43ZM55 173H56V172H55ZM68 173H69V172H68ZM88 173H89V172H88ZM93 173H94V172H93ZM165 173L167 174V172H165ZM165 173H164V174H165ZM187 173H188V172H187ZM187 173H186V174H187ZM190 173H191V172H190ZM9 174H10V173H9ZM9 174H7V175H9ZM13 174H14V173H13ZM13 174H12V175H13ZM25 174H26V173H25ZM27 174H29V173H27ZM39 174H40V173H39ZM49 174H51V173H49ZM91 174H92V173H91ZM118 174H119V173H118ZM141 174H142V173H141ZM141 174H140V175H141ZM150 174H152V173H150ZM150 174H149V175H150ZM156 174H158V173H156ZM159 174H160V173H159ZM161 174H162V173H161ZM164 174H163V176H164ZM168 174H169V173H168ZM177 174H178V173H177ZM191 174H192V173H191ZM260 174H262V173H260ZM1 175H2V174H1ZM7 175H6V176H7ZM10 175H11V174H10ZM12 175H11V177H12L13 179L17 176V175H15V177H14V175H13V176H12ZM18 175H19V174H18ZM29 175H30V174H29ZM33 175L36 176V174H33ZM43 175H44V174H43ZM43 175H42V176H43ZM47 175H48V174H47ZM58 175H59V174H58ZM132 175H133V174H132ZM132 175H131V177L134 178ZM169 175H170V174H169ZM181 175H182V174H181ZM206 175H207V174H206ZM208 175H209V174H208ZM233 175H234V174H233ZM6 176H5V177H6ZM25 176H27V175H25ZM55 176H56V175H55ZM60 176H61V175H60ZM63 176H64V175H63ZM134 176H135V175H134ZM136 176H137V175H136ZM141 176H142V175H141ZM151 176H153V175H151ZM155 176H156V175H155ZM166 176H167V175H166ZM173 176H174V175H173ZM239 176H240V175H239ZM262 176H263V175H262ZM2 177H3V176H2ZM11 177L9 176V178H11ZM46 177H47V176H46ZM48 177L50 178L51 176H48ZM116 177H117V176H116ZM131 177H130V180H131ZM167 177H168V176H167ZM234 177H235V176H234ZM241 177H243V176H241ZM260 177H261V175H260ZM0 178H1V177H0ZM18 178H19V177H18ZM25 178H28V177H25ZM36 178H37V177H36ZM40 178H41V177H40ZM43 178H44V177H42V179H43ZM57 178H58V177L56 176L54 179H57ZM152 178H153V177H152ZM170 178H171V177H170ZM214 178H215V177H214ZM214 178H213V179H214ZM237 178H238V176H237ZM258 178H259V176H258ZM261 178H264V177H261ZM5 179H6V178H5ZM32 179H33V178H32ZM52 179H53V178H52ZM52 179H50V180H52ZM60 179L62 180V177H60ZM153 179H154V178H153ZM159 179H160V178H159ZM161 179H163V178H161ZM177 179H178V178H177ZM180 179H181V178H180ZM188 179H189V178H188ZM242 179H243V178H242ZM242 179H241V180H242ZM244 179H245V178H244ZM244 179H243V180H244ZM256 179H257V178H256ZM9 180H11V179H9ZM21 180L23 181V179H21ZM46 180H47V179H46ZM65 180H67V179L65 178ZM128 180H129V179H128ZM133 180H134V179H133ZM136 180H137V179H136ZM142 180H143V178H142ZM166 180H167V179H166ZM182 180H183V178H182ZM191 180H192V177H191ZM216 180H218V179H216ZM236 180H237V179H236ZM249 180H250V179H249ZM6 181H7V182H10V181H8V176H7ZM14 181H15V179H14ZM14 181H13V182H14ZM28 181H29V180H28ZM32 181H33V180H32ZM32 181L30 180V182H32ZM37 181H38V180H37ZM39 181H40V180H39ZM54 181L57 182L56 180H54ZM54 181H51V182L54 183ZM68 181H69V179H68ZM120 181H122V180H120ZM143 181H144V180H143ZM149 181H150V179H149ZM151 181H152V180H151ZM157 181H158V180H157ZM164 181H165V180H164ZM170 181H172V180H170ZM170 181H168V182H169V185H170ZM177 181H178V180H177ZM189 181H190V180H189ZM238 181H240V180H238ZM259 181H261V179H260ZM11 182H12V181H11ZM18 182H19V183H18ZM18 182H17V183H18V185H19L21 181L19 180ZM23 182H24V181H23ZM43 182H46V181L43 180ZM43 182H42V183H43ZM61 182H62V181H61ZM73 182H74V181H73ZM75 182H76V181H75ZM122 182H123V181H122ZM134 182L136 183V181H134ZM147 182H148V181H147ZM155 182H156V181H155ZM155 182H154V183H155ZM160 182H161V181H160ZM160 182H159V183H160ZM168 182H167V183H168ZM182 182H183V181H182ZM235 182H236V181H235ZM248 182H249V181H248ZM2 183H3V182H2ZM40 183H41V182H40ZM48 183H50V182H48ZM48 183H46V184H48ZM77 183H78V181H77ZM143 183H144V182H143ZM148 183H149V182H148ZM172 183H173V182H172ZM177 183H178V182H177ZM190 183H191V182H190ZM201 183H202V182H201ZM209 183H210V182H209ZM209 183H208V184H209ZM228 183H229V181H228ZM240 183H241V182H240ZM243 183H244V181H243ZM15 184H16V182H15L13 185H15ZM22 184H23V183H22ZM22 184H21V186H22ZM56 184H57V183H56ZM61 184H63V183H61ZM174 184H176V183H174ZM180 184H181V183H180ZM180 184H179V185H180ZM0 185H1V183H0ZM2 185H5V183H3ZM11 185H12V184H11ZM27 185H28V184H27ZM37 185H38V183H37ZM44 185H45V184H44ZM44 185H41V186H42L41 188H43ZM48 185H50V184H48ZM52 185H53V184H52ZM81 185H82V184H81ZM125 185H126V184H125ZM144 185H145V183H144ZM160 185L163 186L162 184H160ZM164 185H165V184H164ZM169 185H168V186H169ZM202 185H203V184H202ZM209 185H210V184H209ZM228 185H229V184H228ZM15 186H16V185H15ZM29 186H30V185H29ZM34 186H35V185H34ZM39 186H40V184H39ZM46 186H47V185H46ZM59 186H61V185H58V186H56V187H58L59 189H61ZM63 186H65V185H63ZM72 186H73V185H72ZM82 186H83V185H82ZM176 186H177V185H176ZM176 186H175V187H176ZM190 186H191V185H190ZM199 186H200V185H199ZM214 186H215V185H214ZM214 186H213V188H214ZM217 186H218V185H217ZM219 186H220V185H219ZM230 186H231V185H230ZM10 187H11V186H9V188H10ZM32 187H33V186H32ZM51 187H52V186H51ZM54 187H55V186H54ZM54 187H53V188H54ZM123 187H124V186H123ZM137 187H138V186H137ZM139 187H140V186H139ZM153 187H154V186H153ZM157 187H159V185H158ZM166 187H167V186H166ZM177 187H178V186H177ZM183 187H184V186H183ZM183 187H182V189H183ZM203 187H204V186H203ZM242 187H244V186H242ZM4 188H5V186L3 187V189H4ZM13 188H14V187H13ZM17 188H18V187H17ZM36 188H38V186H36ZM44 188H45V187H44ZM44 188H43V194L45 193L44 190H46V189H44ZM63 188H65V187H63ZM127 188H129V187H127ZM132 188H133V187H132ZM146 188H147V187H146ZM151 188H152V187H151ZM167 188H168V187H167ZM185 188H186V187H185ZM192 188H193V187H192ZM200 188L202 189V187H200ZM213 188H212V189H213ZM3 189H2V190H3ZM30 189H31V188H30ZM33 189H34V188H33ZM66 189H69V188L67 187ZM98 189H99V188H98ZM119 189H120V188H119ZM129 189L131 190V187H130ZM134 189H135V188H134ZM169 189H170V188H169ZM175 189H176V188H175ZM178 189H179V188H178ZM178 189H177V190H178ZM217 189H218V187H217ZM219 189H221V188H219ZM222 189H223V188H222ZM226 189H227V188H226ZM245 189H246V188H245ZM245 189H244V191H245ZM248 189H249V188H248ZM5 190H6V189H4V191H5ZM19 190H20V188H19ZM38 190H39V189H38ZM38 190H37V191H38ZM41 190H42V189H41ZM54 190H55V189H54ZM54 190H53V191H54ZM63 190H64V189H63ZM112 190H114V189H112ZM139 190H140V188H139ZM139 190H138V191H139ZM142 190H143V189H142ZM142 190H141V191H142ZM150 190H151V189H150ZM166 190H168V189H166ZM172 190H173V189H172ZM190 190H191V189H190ZM190 190H189V191H190ZM195 190H196V189H195ZM213 190H214V189H213ZM223 190H224V189H223ZM229 190H230V189H229ZM231 190H232V189H231ZM0 191H1V190H0ZM21 191L24 192V190H21ZM31 191L33 192V190H31ZM34 191L36 192V189H35ZM65 191H66V190H65ZM67 191H68V190H67ZM67 191H66V192H67ZM96 191H97V190H96ZM123 191H124V190H123ZM127 191H128V190H127ZM135 191H136V190H135ZM152 191H153V190H152ZM159 191H160V189H159ZM161 191H163V190H161ZM164 191H165V190H164ZM182 191H184V190H182ZM200 191H201V190H200ZM202 191H203V189H202ZM202 191H201V192H202ZM206 191H207V190H206ZM253 191H254V190H253ZM263 191H264V190H263ZM263 191H262V192H263ZM5 192L9 193L7 190H6ZM5 192H3V193H5ZM39 192H41V191L39 190ZM61 192H62V191H61ZM75 192H76V191H75ZM129 192H130V191H129ZM129 192H128V193H129ZM131 192H133V191H131ZM131 192H130V193H131ZM168 192H169V191H168ZM187 192H188V191H187ZM193 192H196V191H193ZM193 192H192L191 194H194ZM201 192H200V193H201ZM18 193H19V192H18ZM67 193H68V192H67ZM70 193H71V192H70ZM105 193H106V192H105ZM118 193H119V192H118ZM138 193H140V192H138ZM155 193H156V192H155ZM162 193H163V192H162ZM162 193H161V194H162ZM165 193H166V192H165ZM165 193H164V194H165ZM182 193H183V192H182ZM184 193L186 194L185 191H184ZM215 193H216V192H215ZM228 193H229V192H228ZM10 194L12 195V193H10ZM19 194L21 195V192H20ZM26 194H27V193H26ZM36 194H37V193H36ZM36 194L33 193V194H32L33 196H31V197L33 198L34 195H36ZM68 194H69V193H68ZM76 194H77V192H76ZM103 194H104V193H103ZM133 194H134V193H133ZM133 194H132V195H133ZM157 194H158V193H157ZM166 194H167V193H166ZM177 194H178V193H177ZM188 194H189V193H188ZM195 194H196V193H195ZM209 194H211V192H210ZM209 194H208V195H209ZM241 194H243V193H241ZM261 194H262V193H261ZM2 195H3V194H2ZM13 195H15V194H13ZM20 195H18V196L16 195V196L19 197V199H20V197H21ZM24 195H25V194H24ZM29 195H30V194H29ZM41 195H42V194H41ZM41 195H40V193H39V196H41ZM71 195H72V194H71ZM81 195H82V194H81ZM119 195H120V194H119ZM129 195H131V194H129ZM129 195H128V196H129ZM138 195H140V194H138ZM142 195H143V194H142ZM148 195H149V194H148ZM205 195H206V193H205ZM3 196H5V195H3ZM6 196H7V195H6ZM37 196H38V195H37ZM43 196H45V195H43ZM95 196H97V195H95ZM108 196H109V194H108ZM121 196H123V194H121ZM151 196H152V195H151ZM157 196H159V195H157ZM166 196H167V195H166ZM175 196H176V195H175ZM183 196H185V195H183ZM195 196H196V195H195ZM211 196H212V195H211ZM213 196H214V195H213ZM216 196L218 197V195H216ZM232 196H233V195H232ZM244 196H245V195H244ZM261 196H262V195H261ZM17 197H16V198H17ZM25 197H26V196H25ZM35 197H36V196H35ZM41 197H42V196H41ZM50 197H51V196H50ZM71 197H72V196H71ZM74 197L76 198V196H74ZM80 197H81V196H80ZM98 197H99V196H98ZM101 197H102V196H101ZM124 197H125V196H124ZM137 197H138V196H137ZM137 197H136L135 199H137V201H138V198H137ZM141 197H142V196H141ZM146 197H148V196H146ZM159 197H160V196H159ZM161 197H163V196H161ZM179 197H180V196H179ZM186 197H187V196H186ZM192 197H194V196H192ZM198 197H199V196H198ZM198 197H197V198H198ZM201 197H202V196H201ZM201 197H200V198H201ZM228 197H229V196H228ZM237 197H238V196H237ZM249 197H250V196H249ZM16 198H15V200H16ZM29 198H30V197H29ZM29 198H28V199H29ZM111 198H112V197H111ZM139 198H140V197H139ZM150 198H151V197H150ZM153 198L156 199V197H153ZM153 198H152V199H153ZM171 198H174V197L172 196ZM171 198H170V199H171ZM182 198H183V197H182ZM200 198H199V199H200ZM213 198H214V197H213ZM229 198H230V197H229ZM8 199H10V198L8 197ZM30 199H31V198H30ZM45 199H47V198H45ZM45 199H44V200H45ZM72 199H73V198H72ZM118 199H119V198H118ZM189 199H190V198H189ZM202 199H204V197H203ZM208 199H209V198H208ZM208 199H207V200H208ZM215 199H216V198H215ZM234 199H235V198H234ZM0 200H1V198H0ZM32 200L34 201V199H32ZM44 200H43V201H44ZM105 200H107V202H108V197H107V199H105ZM124 200H125V199H124ZM144 200H146V199H143V202H144ZM172 200H173V199H172ZM175 200H176V199H175ZM175 200H173V201H175ZM183 200H184V199H183ZM185 200H188V199H185ZM230 200H231V199H230ZM230 200H229V202H230ZM249 200H250V199H249ZM3 201H4V200H3ZM6 201H7V200H6ZM8 201H9V200H8ZM17 201H19V200H17ZM24 201H25V200H24ZM45 201H46V200H45ZM52 201H54V200H52ZM69 201H71V198L69 199ZM76 201H77V200H76ZM137 201H136V202H137ZM148 201H149V199H148ZM151 201H152V200H151ZM164 201H165V200H164ZM177 201H178V199H177ZM177 201H175V202H177ZM192 201H193V200H192ZM202 201H203V200H202ZM202 201H201V202H202ZM212 201H213V199H212ZM227 201H228V200H227ZM22 202H23V201H22ZM35 202H36V201H35ZM37 202H38V201H37ZM110 202H111V201H110ZM127 202H128V201H127ZM136 202H135V205H136ZM140 202H142V201L140 200ZM143 202H142V203H143ZM188 202H189V201H188ZM198 202H199V201H198ZM198 202L196 201V203H198ZM206 202H207V201H206ZM12 203H13V202H12ZM17 203H18V202H17ZM20 203H21V202H20ZM38 203H39V202H38ZM44 203H45V202H44ZM48 203H50V202L48 201ZM75 203H76V202H75ZM123 203H124V202H123ZM142 203H141V204H142ZM151 203H153V202H151ZM155 203H156V202H155ZM155 203H154V205H155ZM161 203L163 204L162 201H161ZM169 203H170V202H169ZM180 203H184V202H180ZM191 203H192V202H191ZM77 204H78V203H77ZM104 204H105V203H104ZM126 204H127V203H126ZM143 204H144V203H143ZM157 204H158V203H157ZM159 204H160V203H159ZM162 204H161V206H162ZM167 204H168V202H167ZM167 204H166V206H168ZM175 204H176V203H175ZM175 204H174V206H175ZM184 204H185V203H184ZM215 204H216V203H215ZM226 204H227V203H226ZM1 205H2V204H1ZM6 205H7V204H6ZM48 205H49V204H48ZM110 205H111V204H110ZM114 205H115V204H114ZM121 205H122V204H121ZM129 205H130V202H129ZM138 205H139V204H138ZM147 205H148V204H147ZM147 205H146V206H147ZM164 205H165V204H164ZM176 205H177V204H176ZM197 205H198V204H197ZM197 205H196V207H198ZM205 205H206V204H205ZM211 205H212V204H211ZM229 205H230V204H229ZM36 206H37V205H36ZM76 206H77V205H76ZM108 206H109V205H108ZM126 206H127V205H126ZM143 206H144V205H143ZM151 206H152V205H151ZM158 206H159V205H157V207H158ZM181 206H183V205H181ZM181 206H180V207H181ZM184 206H185V205H184ZM121 207H122V206H121ZM124 207H125V206H124ZM130 207H132V206H130ZM159 207H160V206H159ZM191 207H192V206H191ZM205 207H206V206H205ZM212 207H213V206H212ZM215 207H216V206H215ZM215 207H214V208H215ZM31 208H32V207H31ZM54 208H55V206H54ZM114 208H115V207H114ZM132 208H133V207H132ZM136 208H138V206H137ZM143 208H145V206H144ZM155 208H156V206H155ZM160 208H161V207H160ZM168 208H169V207H168ZM168 208H166V209L169 210ZM210 208H211V207H210ZM119 209H120V208H119ZM123 209H124V208H123ZM126 209H127V208H126ZM128 209H129V208H128ZM128 209H127V210H128ZM141 209H142V208H141ZM149 209H150V208H149ZM164 209H165V207H164ZM177 209H179V208H177ZM4 210H5V209H4ZM108 210H110V208H109ZM112 210H113V209H112ZM114 210H115V209H114ZM114 210H113V212L116 213V211H114ZM116 210H117V209H116ZM157 210H158V209L156 208V211H157ZM160 210H161V209H160ZM171 210H172V209H171ZM175 210H176V209H175ZM185 210H186V208H185ZM187 210H188V208H187ZM201 210H202V209H201ZM205 210H206V209H205ZM214 210H216V209H214ZM101 211H102V210H101ZM110 211H111V210H110ZM128 211H129V210H128ZM140 211H141V210H140ZM143 211H144V210H143ZM164 211H165V210H164ZM176 211H177V210H176ZM247 211H248V210H247ZM262 211H263V210H262ZM10 212H12V211H10ZM10 212H9V213H10ZM104 212H105V211H104ZM120 212H121V211H120ZM120 212H118V214H119ZM130 212H131V211H130ZM133 212H134V211H133ZM133 212H132V213H133ZM135 212H137V211H135ZM165 212H166V211H165ZM168 212H169V211H168ZM174 212H175V211H174ZM191 212H192V211H191ZM200 212H201V211H200ZM200 212H199V213H200ZM235 212H236V211H235ZM9 213H8V214H9ZM14 213H15V212H14ZM41 213H42V212H41ZM105 213H108V211L106 210ZM105 213H104V214H105ZM148 213H149V212H148ZM153 213H154V212H153ZM157 213H158V212H157ZM161 213H162V212H161ZM180 213H181V212H180ZM205 213H206V211H205ZM8 214H7V215H8ZM108 214H110V213H108ZM108 214H106V216H107ZM118 214H117V215H118ZM122 214H123V213H122ZM129 214L131 215V213H129ZM174 214H175V213H174ZM186 214H187V213H186ZM189 214H190V213H189ZM227 214H228V213H227ZM241 214H242V212H241ZM258 214H259V213H258ZM263 214H264V213H263ZM7 215H5V216H7ZM9 215H10V214H9ZM112 215H114V214H112ZM125 215H126V214H125ZM142 215H143V214H142ZM152 215H153V214H152ZM157 215H158V214H157ZM172 215H173V214H172ZM5 216H4V217H5ZM106 216H105V217H106ZM110 216H111V215H110ZM139 216H140V215H139ZM148 216H150V215H148ZM166 216H167V215H166ZM178 216H180V214H179ZM178 216H177V218H179ZM195 216H196V215H195ZM205 216H207V215H205ZM241 216H242V215H241ZM241 216H240V218H241ZM243 216H244V214H243ZM9 217H10V216H9ZM119 217H122V216L119 215ZM132 217H133V216H132ZM132 217H131V218H132ZM140 217H141V216H140ZM140 217H139V218H140ZM146 217H147V216H146ZM169 217H170V215H169ZM169 217H168V219H169ZM192 217H193V216H192ZM207 217H210V215L207 216ZM214 217H215V216H214ZM230 217H231V216H230ZM245 217H246V216H245ZM255 217H256V216H254V218H253L254 220H255ZM258 217H259V216H258ZM5 218H6V217H5ZM125 218H128V217L125 216ZM134 218H138V217H134ZM150 218H151V217H149V219H150ZM159 218H160V217H159ZM187 218H190V217H187ZM198 218H199V217H198ZM232 218H233V217H232ZM107 219L110 220L109 218H107ZM111 219H113V217H112ZM115 219H118V220H119V218H115ZM123 219H124V217H123ZM147 219H148V218H147ZM151 219H152V218H151ZM155 219H156V218H155ZM185 219H186V218H185ZM101 220H102V219H101ZM113 220H114V219H113ZM121 220H122V219H121ZM121 220H120V222H121ZM126 220H127V219H126ZM130 220H131V219H130ZM156 220H157V219H156ZM156 220H155V221H156ZM169 220H170V219H169ZM179 220H180V218H179ZM194 220H195V219H194ZM209 220H210V219H209ZM212 220H213V219H212ZM229 220H230V219H229ZM75 221H76V220H75ZM115 221H116V220H115ZM135 221H136V220H135ZM140 221H141V220H140ZM145 221H146V220H145ZM174 221H175V219H174ZM184 221H185V220H184ZM195 221H196V220H195ZM195 221H194V222H195ZM201 221H202V220H201ZM227 221H228V220H227ZM102 222H103V221H102ZM112 222H113V221H112ZM130 222H131V221H130ZM138 222H139V221H138ZM138 222H137V223H138ZM150 222H151V221H150ZM159 222H160V221H159ZM180 222H181V221H180ZM189 222H191V221H189ZM197 222H198V221H197ZM207 222H208V221H207ZM217 222H218V221H217ZM255 222H256V221H255ZM110 223H111V222H110ZM115 223H116V222H115ZM115 223H113V224L116 226L118 223H116V224H115ZM124 223H125V221H124ZM135 223H136V222H135ZM162 223H163V221H162ZM170 223H171V222H170ZM170 223H169V224H170ZM183 223H184V222H183ZM195 223H196V222H195ZM218 223H219V222H218ZM221 223H222V222H221ZM226 223H227V222H226ZM230 223H231V222H230ZM230 223H229V224H230ZM73 224H74V223H73ZM128 224H129V223H128ZM130 224H131V223H130ZM140 224H141V223H140ZM140 224H138V225H140ZM155 224H156V223H155ZM166 224H167V223H166ZM174 224H175V222H174ZM187 224H188V223H187ZM192 224H193V223H192ZM198 224H199V223H198ZM200 224H201V223H200ZM200 224H199V225H200ZM206 224H207V223H206ZM208 224H209V223H208ZM211 224H212V223H211ZM236 224H238V223H236ZM236 224H235V225H236ZM40 225H41V223H40ZM93 225H94V224H93ZM98 225H99V224H98ZM105 225H106V223H104V226H105ZM108 225H109V223H108ZM111 225H112V224H111ZM118 225H119V224H118ZM121 225H124V224L121 223ZM138 225H137V226H138ZM145 225H146V224H145ZM145 225H143V228H144ZM150 225H151V224H150ZM175 225H177V224H175ZM215 225H216V223H215ZM215 225H214V226H215ZM223 225H224V224H223ZM227 225H228V223H227ZM230 225H232V224H230ZM248 225H249V224H248ZM251 225H253V224H251ZM2 226H3V225H2ZM18 226H19V225H18ZM36 226H37V225H36ZM38 226H39V225H38ZM87 226H88V225H87ZM109 226H110V225H109ZM154 226H155V225H154ZM164 226H165V225H164ZM173 226H174V225H173ZM182 226H183V224H182ZM201 226H202V224H201ZM212 226H213V225H212ZM241 226H242V225H241ZM13 227H14V226H13ZM32 227H33V225H32ZM119 227H120V226H119ZM122 227H123V226H122ZM145 227H146V226H145ZM162 227H163V226H162ZM169 227H170V226H169ZM226 227H227V226H226ZM226 227H225V229H226ZM257 227H259V226H256L255 228H257ZM11 228H12V227H11ZM16 228H17V227H16ZM46 228H47V227H46ZM75 228H76V227H75ZM89 228H90V226H89ZM116 228H117V227H116ZM124 228H126V227H124ZM129 228H130V227H128V229H129ZM132 228H134V227H132ZM143 228H141L140 230H142ZM147 228H148V227H147ZM149 228H151V227H149ZM177 228H178V227H177ZM184 228H185V227H184ZM189 228H190V227H189ZM212 228H214V227H212ZM217 228H218V227H217ZM219 228H220V227H219ZM239 228H240V227H239ZM249 228H250V227H249ZM261 228H262V226H261ZM12 229H13V228H12ZM58 229H59V227H58ZM58 229L56 230L57 232H58ZM66 229H67V228H66ZM93 229H94V228H93ZM117 229H118V228H117ZM136 229H138V228H136ZM169 229H170V228H169ZM175 229H176V228H175ZM191 229H192V228H191ZM195 229H196V228H195ZM203 229H204V228H203ZM223 229H224V228H223ZM223 229H222V231H223ZM227 229H228V228H227ZM234 229H235V228H234ZM245 229H246V228H245ZM253 229H254V228H253ZM9 230H10V229H9ZM13 230H14V229H13ZM48 230H49V228H48ZM75 230H76V229H75ZM94 230H95V229H94ZM105 230H106V229H105ZM120 230H122V229H120ZM145 230H146V229H145ZM155 230H156V229H155ZM165 230H166V229H165ZM170 230L172 231L173 229H170ZM178 230H179V229H178ZM5 231H6V230H5ZM11 231H12V230H11ZM11 231H10V232H11ZM20 231H21V230H20ZM65 231H66V230H65ZM68 231H69V230H68ZM102 231L104 232V230H102ZM125 231H126V230H125ZM130 231H131V230H130ZM134 231H135V230H134ZM136 231H137V230H136ZM147 231H149V230H147ZM147 231H145V233H146ZM182 231H184V230H182ZM191 231H193V230H191ZM197 231H199V230H197ZM216 231H217V230H216ZM225 231H226V230H225ZM257 231H259V230H257ZM263 231H264V230H263ZM91 232H92V231H91ZM95 232H96V231H95ZM98 232H99V231H98ZM126 232H127V231H126ZM131 232H132V231H131ZM175 232H176V231H175ZM185 232H186V231H185ZM201 232H202V231H201ZM204 232H205V231H204ZM206 232H207V231H206ZM219 232H220V231H219ZM244 232H245V231H243V233H244ZM16 233H17V232H16ZM20 233H21V232H20ZM35 233H36V231H35ZM41 233H42V232H41ZM41 233H40V234H41ZM46 233H47V232H46ZM53 233H54V232H53ZM120 233H121V232H120ZM124 233H125V232H124ZM127 233H128V232H127ZM132 233H133V232H132ZM140 233H143V232H140ZM145 233H144V235H145ZM150 233H152V232H150ZM157 233H158V232H157ZM169 233H170V231H169ZM190 233H191V232H190ZM193 233H194V231H193ZM202 233H203V232H202ZM202 233H201V234H202ZM208 233H209V231H208ZM223 233H224V231H223ZM247 233H248V232H247ZM9 234H10V233H9ZM57 234H58V233H57ZM92 234H93V233H92ZM101 234H102V233H101ZM111 234H112V233H111ZM135 234H136V233H135ZM147 234H148V233H147ZM158 234H159V233H158ZM165 234H166V233H165ZM172 234H173V233H172ZM180 234H181V233H180ZM182 234H183V232H182ZM199 234H200V233H199ZM220 234H221V233H220ZM220 234H219V235H220ZM254 234H255V232H254ZM263 234H264V233H263ZM2 235H4V234H2ZM31 235H32V234H31ZM31 235H30V236H31ZM65 235H66V234H65ZM74 235H75V234H74ZM93 235H94V234H93ZM102 235H103V234H102ZM112 235H115V234H112ZM132 235H133V234H132ZM132 235H131V236H132ZM137 235H138V234H137ZM142 235H143V234H142ZM159 235H160V234H159ZM178 235H179V234H177V236H178ZM187 235H189V234H186V236H187ZM190 235H191V234H190ZM190 235H189V236H190ZM227 235H228V234H227ZM227 235H226V236H227ZM234 235H235V234H234ZM50 236H51V234H50ZM59 236H61V235H59ZM67 236H68V235H67ZM122 236H124V235H122ZM122 236L120 235L119 237L122 238ZM125 236H127V235H125ZM133 236H135V235H133ZM148 236H149V235H148ZM148 236H147V238H148ZM153 236H154V235H153ZM155 236H156V235H155ZM157 236H158V235H157ZM162 236H164V234H163ZM168 236H170V234H169ZM174 236H175V235H174ZM180 236H181V235H180ZM189 236H187V237H189ZM202 236H203V235H202ZM204 236H205V235H204ZM204 236H203V238H204ZM208 236H209V235H208ZM210 236H211V234H210ZM220 236H221V235H220ZM222 236H224V235H222ZM222 236H221V237H222ZM231 236H232V235H231ZM246 236H247V235H246ZM251 236H252V235H251ZM10 237H11V236H10ZM20 237H21V236H20ZM52 237H53V236H52ZM62 237H63V236H62ZM109 237H110V236H109ZM116 237H118V235H117ZM141 237H142V236H141ZM160 237H161V236H160ZM165 237H166V236H165ZM171 237H173V236H171ZM195 237H196V236H195ZM198 237H199V236H198ZM221 237H220V238H221ZM252 237H253V236H252ZM257 237H258V236H257ZM3 238H5V236H4ZM12 238H13V237H12ZM21 238H22V237H21ZM47 238H48V237H47ZM49 238H50V237H49ZM59 238H60V237H59ZM89 238H91V236H90ZM121 238H119V239H120V240H123V239H124V238H123V239H121ZM133 238H134V237H133ZM133 238H132V241H133ZM142 238H143V237H142ZM142 238H141V239H142ZM176 238H178V237H176ZM181 238H182V237H181ZM185 238H186V237H185ZM196 238H197V237H196ZM206 238H207V237H206ZM206 238H204V239H206ZM208 238H209V237H208ZM210 238H213V239H214V237H212V236H211ZM227 238H230V237H227ZM239 238H240V236H239ZM245 238H246V237H245ZM249 238H250V237H249ZM258 238H259V237H258ZM5 239H7V238H5ZM22 239H23V238H22ZM33 239H34V237H33ZM36 239H37V238H36ZM115 239H118V238H115ZM119 239H118V240H119ZM135 239H136V238H135ZM135 239H134V240H135ZM217 239L219 240V238H217ZM240 239H241V238H240ZM253 239H254V238H253ZM253 239H251V240H253ZM262 239H263V238H262ZM8 240H9V239H8ZM64 240H65V239H64ZM64 240H62V244H64L63 242L66 241V240H65V241H64ZM94 240H95V238H94ZM118 240H117V241H118ZM136 240H137V239H136ZM143 240H144V239H143ZM145 240H146V239H145ZM148 240H150V238H149ZM159 240H161V238H160ZM163 240H164V239H163ZM165 240H167V239H165ZM165 240H164V241H165ZM181 240H182V239H181ZM189 240H191V239H189ZM200 240H201V239H198L199 242H200ZM206 240H207V239H206ZM211 240H212V239H211ZM211 240H210V241H211ZM229 240H230V239H229ZM6 241H7V240H6ZM17 241H19V240H17ZM17 241H16V242H17ZM49 241H50V239H49ZM58 241H59V240H58ZM92 241H93V240H92ZM95 241H96V240H95ZM104 241H105V240H104ZM132 241H131V243H132ZM156 241H157V240H156ZM176 241H177V240H176ZM178 241H179V240H178ZM184 241H185V239H184ZM187 241H188V240H187ZM187 241H186V243H187ZM207 241H208V240H207ZM215 241H216V240H215ZM231 241H232V240H231ZM86 242H87V241H86ZM106 242H107V241H106ZM119 242H120V241H119ZM121 242H122V241H121ZM128 242H129V240H128ZM138 242H139V241H138ZM138 242H137V243H138ZM143 242H144V241H143ZM150 242H152V241L150 240ZM189 242H192V241H189ZM195 242H197V241H195ZM202 242H203V241H202ZM212 242L214 243V240L211 241V244H212ZM221 242H222V241H221ZM227 242H228V241H227ZM236 242H237V241H236ZM248 242H249V240H248ZM252 242H253V241H252ZM66 243H67V242H66ZM110 243H111V242H110ZM122 243H123V242H122ZM124 243H125V241H124ZM126 243H127V242H126ZM134 243H135V242H134ZM139 243H141V242H139ZM147 243H148V242H147ZM155 243H156V242H155ZM155 243H154V244H155ZM157 243H158V242H157ZM170 243H171V242H170ZM172 243H173V242H172ZM181 243H182V242H181ZM224 243H225V242H224ZM242 243L244 244V241H242ZM250 243H251V242H250ZM253 243H254V242H253ZM255 243H257V242H255ZM19 244H20V242H19ZM26 244H27V243H26ZM26 244H24V245H26ZM67 244H69V242H68ZM151 244H152V243H151ZM158 244H159V243H158ZM177 244H178V243H177ZM182 244H183V243H182ZM184 244H185V243H184ZM187 244H188V243H187ZM197 244H198V243H197ZM197 244H196V245H197ZM222 244H223V242H222ZM238 244H239V246H237V247H240V243H239V242H238ZM261 244H262V243H261ZM263 244H264V243H263ZM82 245H83V244H82ZM82 245H81V246H82ZM97 245H98V244H97ZM126 245H127V244H126ZM126 245H125V246H126ZM131 245H132V244H131ZM134 245H135L136 247H139V245L137 246V244H134ZM141 245H142V243H141ZM143 245H145V244H143ZM148 245H149V243H148ZM156 245H157V244H156ZM160 245H161V244H160ZM160 245L158 246V248L160 247ZM163 245H164V244H163ZM175 245H176V244H175ZM180 245H181V244H180ZM185 245H186V244H185ZM185 245H184V247H185ZM188 245H189V244H188ZM192 245H193V243H192L190 246H192ZM204 245H205V244H204ZM220 245H221V244H220ZM223 245H225V244H223ZM226 245H227V244H226ZM249 245H250V244H249ZM257 245H258V244H257ZM65 246H66V250H67V245L65 244ZM170 246H171V245H170ZM177 246H178V245H177ZM198 246H201V244H198ZM229 246H230V245H229ZM229 246H228V247H229ZM234 246H235V243H234ZM241 246H242V245H241ZM243 246H248V245H245V244H244ZM243 246H242V247H243ZM250 246H251V245H250ZM263 246H264V245H263ZM22 247H23V245H22ZM69 247H70V246H69ZM93 247H94V246H93ZM96 247H97V246H96ZM128 247H129V246H128ZM152 247H153V246H152ZM179 247H180V246H179ZM179 247H178V248H179ZM181 247H182V246H181ZM196 247H197V246H196ZM206 247H208V246H206ZM209 247H211V246H209ZM214 247H216V246H214ZM217 247H218V246H217ZM225 247H226V246H225ZM259 247H260V246H259ZM261 247H262V245H261ZM18 248H19V247H18ZM35 248H36V247H35ZM50 248H51V247H50ZM58 248H59V247H58ZM58 248H57V249H58ZM101 248H102V247H101ZM125 248L127 249V246H126ZM140 248H141V246H140ZM140 248H139V249H140ZM143 248H145V246H144ZM154 248H155V247H154ZM160 248H161V247H160ZM163 248H165V247H163ZM172 248H173V247H172ZM178 248H177V249H178ZM186 248H187V246H186ZM186 248H185V249H186ZM198 248H199V247H198ZM219 248H220V247H219ZM235 248H236V247H235ZM235 248H233V249H235ZM240 248H241V247H240ZM244 248H245V247H244ZM249 248H250V247H249ZM253 248H254V247H253ZM2 249H3V248H2ZM20 249H21V248H20ZM31 249H32V248H31ZM91 249H92V248H91ZM97 249H98V247H97ZM109 249H110V247H109ZM114 249H115V248H114ZM128 249H129V248H128ZM132 249H133V247H132ZM134 249H135V248H134ZM139 249H138V250H139ZM145 249H146V248H145ZM161 249H162V248H161ZM188 249H189V248H188ZM203 249H204V248H203ZM209 249H211V248H209ZM215 249H216V248H215ZM238 249H239V248H238ZM238 249H237V250H238ZM247 249H248V248H247ZM247 249H246V250H247ZM250 249H251V248H250ZM49 250H51V249H49ZM55 250H56V247H55ZM60 250H61V248H60ZM60 250H59V251H60ZM63 250H64V249H63ZM63 250H62V252H63ZM73 250H74V249H73ZM135 250H136V249H135ZM149 250H150V249H149ZM156 250H157V249H156ZM162 250H164V249H162ZM165 250H166V248H165ZM194 250H196V249L194 248ZM199 250H200V249H199ZM201 250H202V249H201ZM225 250H227V249H225ZM246 250H245V251H246ZM16 251H17V250H16ZM16 251H15V253H16ZM40 251H41V250H40ZM59 251H58V252H59ZM67 251H68V250H67ZM109 251H110V250H109ZM123 251L126 252V253H128L127 251L124 250V248H123ZM142 251H143V249H142ZM144 251H145V250H144ZM153 251H155V250H153ZM160 251H161V250H160ZM174 251H175V250H174ZM179 251H180V250H179ZM230 251H232L231 248H230ZM238 251H239V250H238ZM254 251H255V249H254ZM261 251H262V250H261ZM1 252H2V251H1ZM93 252L95 253V251H93ZM111 252H112V251H111ZM124 252H123V253H124ZM145 252H146V251H145ZM157 252H159V250H158ZM157 252H156V253H157ZM162 252H163V251H162ZM166 252H167V251H166ZM200 252H201V251H200ZM204 252H205V251H204ZM209 252H210V251H209ZM212 252H213V251H212ZM216 252H217V251H216ZM227 252H228V251H227ZM239 252H240V251H239ZM246 252H247V251H246ZM255 252H256V251H255ZM255 252H253V253H255ZM5 253H6V252H5ZM11 253H12V252H11ZM59 253H60V252H59ZM64 253H66V252H64ZM68 253H69V252H68ZM84 253H85V252H84ZM94 253H93V254H94ZM131 253H132V250H131ZM140 253H142V252H140ZM176 253H177V252H176ZM188 253H189V252H188ZM205 253H206V252H205ZM207 253H208V252H207ZM210 253H211V252H210ZM228 253H230V252H228ZM240 253H242V255H243V252H240ZM253 253H251V254H253ZM259 253H261V252H259ZM1 254H2V253H1ZM30 254H31V253H30ZM49 254H50V253H49ZM57 254H58V253H57ZM57 254H56V255H57ZM71 254H72V253H71ZM77 254H78V253H77ZM102 254H103V253H102ZM115 254H116V253H115ZM134 254H136V251L134 252ZM134 254L132 253V256H131V255H130V252H129V255L131 256V257H128V258H130V262H129L128 260H126V258H124V260H126V262L128 261L130 264H134V261H136V259L139 258L138 256H137V258H136ZM142 254H143V253H142ZM150 254H152V253L150 252ZM150 254H149V255H150ZM157 254H158V253H157ZM162 254H163V253H162ZM178 254H179V253H178ZM185 254H186V253H185ZM201 254H202V253H201ZM214 254H215V256H216L215 251H214ZM222 254H223V253H222ZM236 254H238V253H236ZM7 255H8V253H7ZM9 255H10V253H9ZM23 255H24V254H23ZM53 255H55V254H52V256H53ZM65 255H67V254H65ZM72 255H73V254H72ZM84 255H85V254H84ZM96 255H97V254H95V257H96ZM143 255H144V254H143ZM149 255H148V256H149ZM170 255H171V254H170ZM198 255H199V254L197 253V255H195V256H197V257L199 258ZM202 255H203V254H202ZM202 255H201V256H202ZM208 255H209V254H208ZM219 255H220V254H219ZM225 255H226V254H225ZM232 255H233V254H231V256H232ZM253 255H254V254H253ZM256 255H257V254H256ZM261 255H262V254H261ZM1 256H3V255H1ZM12 256H13V255H12ZM17 256H18V255H17ZM40 256H41V255H40ZM45 256H46V255H45ZM49 256L51 257V255H49ZM68 256H69V255H68ZM79 256H80V255H79ZM82 256H83V255H82ZM85 256H86V255H85ZM113 256H114V255H113ZM116 256H118V255L116 254ZM116 256H115V257H116ZM125 256L127 257V254H126ZM145 256H147V255H144V257H145ZM152 256H153V254H152ZM158 256H160V255L158 254ZM165 256H166V255H165ZM187 256H188V255H187ZM204 256H205V255H204ZM211 256H212V255H211ZM24 257H25V256H24ZM42 257H43V255H42ZM75 257H76V256H75ZM95 257H94V259H95ZM119 257H120V256H119ZM160 257H161V256H160ZM167 257H168V256H167ZM170 257H171V256H170ZM177 257H178V256H177ZM202 257H203V256H202ZM212 257H213V256H212ZM222 257H224V256H222ZM250 257H251V256H250ZM250 257H249V258H250ZM4 258H5V257H4ZM37 258H38V257H37ZM64 258H66V257H64ZM64 258H63V259H64ZM69 258H70V257H69ZM71 258H72V256H71ZM86 258H87V257H86ZM96 258H97V257H96ZM105 258H106V257H104V259H105ZM120 258H121V257H120ZM142 258H143V256H142ZM153 258H154V256H153ZM155 258H157V257H155ZM155 258H154V259H155ZM162 258H163V257H162ZM162 258H161V259H162ZM171 258H172V257H171ZM190 258H191V257H189L188 259H190ZM218 258H219V257H218ZM224 258H225V257H224ZM249 258H248V261H249ZM0 259H2V258H0ZM46 259H47V258H46ZM49 259H50V258H49ZM107 259H108V258H107ZM122 259H123V258H122ZM149 259H150V258H149ZM158 259H159V257H158ZM179 259H180V258H179ZM203 259H204V257H203ZM225 259H226V258H225ZM227 259H228V258H227ZM231 259H232V257H231ZM234 259H235V257H234ZM24 260H25V259H24ZM33 260H35V259H33ZM44 260H45V259H44ZM44 260H43V261H44ZM68 260H70V259H68ZM83 260H84V259H83ZM137 260H138V259H137ZM140 260H141V259H140ZM142 260H143V259H142ZM145 260H146V259H145ZM147 260H148V259H147ZM150 260H151V259H150ZM150 260H149V261H150ZM159 260H160V259H159ZM163 260H164V258H163ZM165 260H166V259H165ZM171 260H172V259H171ZM181 260H182V259H181ZM181 260H180V261H181ZM204 260H205V259H204ZM204 260H203V261H204ZM217 260H218V259H217ZM221 260H223V259H221ZM235 260H236V259H235ZM235 260H231V261L233 262V261H235ZM241 260H242V258H241ZM244 260H245V259H244ZM36 261H37V260H36ZM45 261H46V260H45ZM138 261H139V260H138ZM156 261H158V260L156 259ZM168 261H169V260H168ZM182 261H183V260H182ZM184 261H185V260H184ZM207 261H208V260H207ZM209 261H210V259H209ZM215 261H216V260H215ZM236 261H237V260H236ZM242 261H243V260H242ZM242 261H241V262H242ZM40 262H41V261H40ZM52 262H53V261H52ZM74 262H75V261H74ZM79 262H80V261H79ZM152 262H153V261H152ZM159 262H160V261H159ZM177 262H178V261H177ZM193 262H194V261H193ZM193 262H192V263H193ZM226 262H227V261H226ZM237 262H238V261H237ZM239 262H240V261H239ZM246 262H247V261H246ZM257 262H258V261H257ZM260 262H261V261H260ZM38 263H39V262H38ZM56 263H58V262H56ZM61 263H62V262H61ZM99 263H100V262H99ZM124 263H125V262H124ZM129 263H126V264H129ZM137 263H138V262H137ZM139 263H140V262H139ZM141 263H143V262L141 261ZM147 263H148V261L146 262V264H147ZM160 263H161V262H160ZM160 263H159V264H160ZM178 263H179V262H178ZM186 263H187V262H186ZM227 263H228V262H227ZM230 263H231V262H230ZM255 263H256V262H255ZM8 264H9V263H8ZM42 264H43V263H42ZM49 264H51V263H49ZM63 264H64V263H63ZM102 264H103V262H102ZM106 264H107V263H106ZM135 264H136V263H135ZM144 264H145V263H144ZM148 264H149V263H148ZM150 264H151V263H150ZM153 264H155V263H153ZM157 264H158V263H157ZM161 264H162V263H161ZM166 264H167V263H166ZM176 264H177V263H176ZM180 264H181V262H180ZM194 264H195V263H194ZM206 264H207V263H206ZM209 264H210V263H209ZM214 264H215V263H214ZM232 264H233V263H232ZM234 264H235V263H234ZM236 264H237V263H236ZM240 264H241V263H240ZM244 264H245V263H244ZM253 264H254V263H253Z\"/></svg>",
	"mask_w": 264,
	"mask_h": 264
}]
</instances>
